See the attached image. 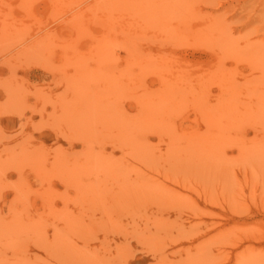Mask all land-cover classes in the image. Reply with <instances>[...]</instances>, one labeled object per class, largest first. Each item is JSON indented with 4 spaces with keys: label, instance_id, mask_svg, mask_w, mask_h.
<instances>
[{
    "label": "rangeland",
    "instance_id": "obj_1",
    "mask_svg": "<svg viewBox=\"0 0 264 264\" xmlns=\"http://www.w3.org/2000/svg\"><path fill=\"white\" fill-rule=\"evenodd\" d=\"M31 1L32 0L30 1L28 0H0V30H1L0 31V110H1L0 116L2 117V118L0 117V157L2 156L1 157L2 159L0 158V163L2 165L0 164V166L3 168L2 170L0 169V177H2L1 180H3L4 178V182L0 180V184H1L0 186L2 188L4 187L6 188L4 189L5 191L3 189H0V198H1L0 199V212L3 211L2 214H0V218L3 220L6 219L5 222L3 220L0 221L1 222L0 228H5L7 231V232H2L0 234L2 236L0 237V264H24V263L25 264H80V263L81 264H96L97 260H99L100 258V256H98L100 252L103 257L106 254V257H104V259L100 258L101 263H99L98 261L99 264H108V261H109V264H111L112 261H113L112 264H167V263L173 264L174 262H177L178 260L180 261L174 264H181V262H184L182 264H197V263L201 264V261L204 262L207 260L205 259V257L206 258L208 257L209 258L208 260L211 261V262L207 261L208 264L210 263L211 264H264V183H262L264 182V176H262L264 174L257 173V172L264 173V153H262L264 152V150H262V148H264L262 146L264 145L261 146L262 148L258 147L259 140H260V144L264 143V127H261V126H264V104H260V102L264 103V0H138V1L137 0H113V1L112 0H104V1L100 0V2L99 0H74L75 2L73 0H63V1L62 0H55V1L54 0H33L32 2ZM56 4H58V6ZM52 6L53 7L55 6V7L52 8ZM47 14H51L50 17ZM66 21H68L70 24ZM158 24L160 26H158ZM17 25H18V28H17ZM20 26H23V27L20 28ZM159 27L160 28L162 27V28L160 29ZM23 29H25V33ZM166 29H167V32H166ZM136 32L137 34L140 32L141 33L137 35L135 34ZM53 34L55 35L53 36ZM138 36H140L141 38ZM134 38L137 40L136 42ZM95 41H98V42L96 43ZM101 41H103V43ZM45 42L47 43L45 44ZM30 44H31V48L29 47ZM69 51H73V52H69ZM36 52H39V53H36ZM67 53H68V56H67ZM92 53H95L96 55ZM100 53H102V57ZM110 53H111V57L109 56ZM159 54H161L162 56L161 59H158L160 58ZM95 56L97 57L95 58ZM70 58L71 60H69ZM140 58L142 59L140 60ZM154 58H157V59H154ZM167 58H169L170 62L168 61ZM106 59L108 60L112 59V60L106 61ZM164 59H167V60H164ZM37 61L39 62L38 64H37ZM165 62L167 64H165ZM44 64H45V67H44ZM46 64H47V67H46ZM102 65L104 68H106L107 71L104 68L103 69L101 68ZM120 65H121V70H123V72L119 69ZM148 65L150 68L148 67ZM155 65L156 66L161 65V68L163 67V69L161 70L159 69L160 74H158L159 70H157L160 67H157L156 69ZM85 68L87 69L85 70ZM144 68H145V71H144ZM72 69L74 70L77 69V70L76 72H72L74 71ZM125 70H127L128 73L125 72L124 74ZM141 70H143L144 72ZM153 70H156V71H153ZM101 71H104V72H101ZM165 71L168 75L165 73ZM187 71H189L188 75H187L188 73ZM90 72L94 75H92ZM161 72H164V73L161 74ZM185 72L187 76H190V78L194 77L193 80L195 79V76L196 78H198L200 76L214 77L215 75L216 79L214 80L216 81L212 80L211 78L210 82L208 83L209 85H206L207 87L205 88V91L199 92L196 86L197 84H194L195 81L191 82L192 79L188 78L187 80L186 79L187 77H184L186 76L184 74ZM182 73L184 76L182 75ZM209 73H211V75ZM227 73L229 74L224 75ZM174 74H177V75H174ZM212 74L214 75L212 76ZM108 75H110L109 77H111V79L108 77ZM159 75L164 76V77L161 78L159 77ZM219 75L222 76V78L225 76L228 77L231 75L229 79L226 78L224 80L230 82L231 79L233 78L232 80L233 84H232V81L231 83L226 82L228 85H224L226 86V88H223L221 85L224 81L222 82V79ZM135 76H137V78ZM112 77H114V79ZM123 77L124 78L126 77V79L128 78L130 81L128 79L127 80L124 79ZM132 77H134V79ZM118 78L121 80H119ZM138 79H140L141 81H138ZM178 79L180 80V82L178 81ZM100 80H101V85H99ZM114 81L116 82L114 83ZM211 81H214L216 83L212 84L213 82L211 83ZM218 81H221V82H218ZM104 82L105 84H103ZM162 83L163 84L165 83V86ZM176 83H178L177 85L179 86H177ZM242 83L244 85L248 83L249 86L251 85L253 86V88L251 89L247 85L246 86L248 88L247 90V88L244 87ZM113 84H114V87H113ZM117 84H120L122 86H119ZM215 84L217 85L215 86ZM233 85H234V88H235V85H236V88L238 86V89L243 86V88H241L242 91L240 90L239 91L241 93L244 91V94L242 93L241 95V93L238 92L237 91L238 89L236 90V88H235L236 91L235 90L233 91V88H232ZM193 86L195 87V90L193 89L194 88ZM172 88L173 89L175 88L177 90L174 89L175 91L173 93ZM189 88H190V91H189ZM207 88H208V93L206 92ZM34 89L35 90L37 89L38 91H34ZM161 90L162 91L164 90L163 91L164 98L161 96L162 95V93H160ZM178 90H179V93H182V95L184 94H187V95L181 96V94L178 93ZM229 90L232 93L229 92ZM245 90H246V93H245ZM39 91L41 93H39ZM150 92L152 93L151 95H150ZM236 92L237 94H234ZM159 93L161 97L158 96ZM111 94L112 95L114 94L113 97ZM175 94H176V98L174 96ZM231 94L233 95L231 96ZM141 96H143L144 99L141 98ZM234 96L236 98L239 97L241 101L240 100L236 101V98ZM245 96L246 97L248 96V97L246 98ZM159 97L161 99H159ZM150 98H151V102L149 101ZM54 99H57V101ZM140 99L142 101H140ZM156 99L158 100L156 101ZM229 99L230 101L228 102ZM109 100L111 102H109ZM165 100H167V102ZM162 101H165V102H162ZM169 101L173 105L170 104ZM239 101H240V104H239ZM248 102L250 105L247 104ZM229 104H232V105H229ZM52 105L53 106L55 105L54 106L55 109L53 108ZM98 105H101V106H98ZM227 105H228V108L226 107ZM241 105H244V106H241ZM151 106H153V109H149V108H152ZM171 106H173V108ZM33 107L36 109H34ZM16 108H18L19 110ZM112 108L115 110H113ZM139 108L141 112H138L140 111L138 110ZM24 109H27V110H24ZM38 109L39 110L41 109L42 111L41 110L39 111ZM89 109L90 111H88ZM103 109H104V112H103ZM144 109H146V111H144ZM161 110H163V112ZM213 110H216V111L213 112ZM83 111L85 112V114ZM158 111L159 113H157ZM143 112H147V113H143ZM138 113H141L142 118L138 117L140 116L138 115ZM216 113L218 114L216 115ZM219 113H222V114H219ZM124 114L126 116H124ZM133 115H135V117ZM148 115H150L152 118L154 117L153 120L150 119ZM196 115L199 116L201 120ZM6 116L8 117V119ZM11 116L13 117L11 118ZM120 116L122 117L120 118ZM146 116L148 117L146 118ZM62 117L64 118V121ZM113 117H115L114 121H113ZM207 117H209V120ZM203 120H205L206 122ZM230 120H232L233 122L231 123ZM199 122L200 124L198 127L197 123ZM113 123H114V126H113ZM202 123L204 124V126L202 125ZM43 125H45L46 127ZM164 125H165V128H164ZM33 126L35 128H33ZM73 126L76 128H74ZM197 127L199 128V130ZM205 127H207V130L210 132H208ZM155 128L157 130L154 131ZM172 131L173 133H170ZM219 133L222 134L223 136L220 135ZM53 134H55L56 136H54ZM156 134L159 137L155 136ZM225 135H227L228 137L224 138ZM232 135H236V137L241 136L240 137L242 138L241 140H244L245 137H246L245 138L246 140H249V139L252 140V138L253 140L255 139V141H252V143L250 144L251 146L254 145L252 146L251 149L254 150L255 153L253 151L250 152L251 150L249 151L250 153L247 150H245V154H246L245 155L246 158H245V156H243L244 153L243 155L240 154L243 149L241 140L238 139L239 144H240L239 148H235V147H238L237 145L238 141L236 140L237 138L235 139L232 138L233 137ZM61 136L64 140L61 138ZM229 136L233 140H235V142L237 141L236 142L237 144L234 143V141L232 142ZM192 138L194 139V141L192 140ZM212 139L214 140L219 139V141H216L217 143L221 142L222 146L226 145L225 147H227V149L222 148V150H224L226 154L237 155L236 153H239V152L240 153L235 158L234 157L232 158V155H230L232 159H230V157L229 159L225 157L226 159L230 161L231 160L234 161V164H233L234 166H232L233 168L230 166L228 168V165H230V163L228 164V160L223 158V156L221 155V154L224 155V153L219 154L221 155L219 159L223 158V162H224V163L223 162L221 163V166L217 167L216 161L213 162L214 166L212 165L213 163L210 165V162L209 164H207L204 161V164L199 165L198 167L199 169L196 167L197 170H199L198 172L200 173V175L198 173V177L206 181L205 185H203L204 180L202 181L200 178L199 180L198 179L192 180V178H190L188 174L190 173L188 172V170L185 171L186 173H183V174H187L184 176L186 177L188 176L191 180V182L189 179L186 180V181L189 180L188 182H186L188 183L187 184L188 187H186V185L183 184L185 185V187H181V185L180 186L177 185V186H171V189L176 192L180 190L182 195L180 194V192L179 193L177 192V193L179 194V196L181 195L180 197L184 196L182 198L185 199L184 200L185 203L190 202L191 204L192 203L191 200H193V203H192L193 207L191 206L192 204L189 205L190 207L186 205L185 206V208H187L186 211H185V208L178 209L180 210L178 211L176 210V207H169L170 205L167 203L168 201H170L169 200L170 198H168L169 196L164 195V197L161 199L160 196H158L159 198H157V196L155 197L153 195L147 196L145 194L140 195V194H136L133 192L131 193L130 190L128 189H131L130 187H137L139 184L138 180H141L142 177H140V175H134V173L132 172L131 173L133 175L130 174L129 176L130 169H136L135 167L126 170V173L127 171L129 173L126 174L125 176L124 174L125 170H123V168L121 169V167H118V166H121L122 164L116 165V163H118L117 158L119 155H116L117 158H114L115 156L114 153L116 154L121 153L120 154L121 156L124 151H127V148L130 151H132L131 153H133L134 156L136 154H138L136 155V157L140 156V153H144V151L146 150V148L143 145L146 144V142L148 141L147 143H152L150 145L147 144L148 146L147 149L149 150V154L151 153L150 150L152 151L154 148L157 149V147L155 146L159 147L160 153L164 152L167 149L165 151L167 153L164 152L165 153L164 155H167V154L170 155L169 158L167 155V158L169 159L168 161L169 163L167 164H171L172 162L171 156H175V154L177 157L179 156L178 158H175L176 157L175 156L174 157L175 159H173L177 163L176 164L173 161L175 167L172 166V168L174 167L175 171H176V168H178L179 171L181 170L179 167H176L180 163L182 165L184 163L187 164V166H185V164L183 165L184 168L185 167L188 168L189 166H191L189 171L193 169L195 171L194 166L196 164H199L200 160H199V163L197 160H196L197 163H195L194 161L195 159L193 160L191 159V157L193 158L195 156H192V155L196 154V153L194 154L195 151H198V150L200 151V148H202L201 145L203 147L204 145L205 147H208L207 142H209V140L213 141ZM119 140L122 141L121 143L122 147L119 146L121 145L119 144L120 143ZM188 140L189 142H187ZM203 140L204 141L207 140L206 144L204 143ZM123 141L126 142L125 143L126 146ZM128 141L129 142L132 141L134 142V144H137L140 141L142 144L143 142L142 146L140 144H137L135 145V147H141V148L144 147L145 150L143 148H142L143 151L142 149L135 150V149H138L135 147H134L135 149H132L133 148L132 146H134L132 145L133 144L132 142H131L132 144L129 143V145H132L130 146L132 148H130L129 145L127 146ZM169 141H171L170 145H168ZM191 141L193 143L196 142V144L197 142L200 141L196 145V149L194 148L195 146L193 145L191 146V144L193 143L189 144ZM229 141H231L230 145H228L227 143ZM65 142L67 143V145ZM176 142H178L177 143L178 145H176ZM180 142L183 143L182 145L184 144L186 145L187 143L189 144V146L187 144L186 146L184 147L182 146V147L187 148L186 153L189 152L188 150L191 151L189 153L190 157L187 155L185 156L183 155L184 149L183 148L180 149L181 147ZM99 143H103V144H99ZM4 144H5V147H4ZM214 144H212V147L209 148V151L211 149H214L213 147ZM235 144L237 146H235ZM91 145H93V147ZM100 145L103 147H101ZM151 145L153 149H151L152 147L150 148ZM167 145L168 147L170 146L169 147L171 148L170 150L167 147ZM174 145L177 146L176 152L174 149L175 147ZM45 146L46 147L48 146V148L56 146L55 148L58 150H60L61 148H64L62 149L63 151L62 150L61 151L64 152L65 150L68 153H70V155H67L68 153L66 152L67 158L69 159L70 158L73 159L74 157L73 152L75 151L79 152V155H78L79 157L84 158V159L80 158L81 160L77 158L78 163L76 166H74L76 171L70 172V177L71 176L73 177V179H71L72 177L68 178L72 186L71 189L70 187L68 188V186L70 185L65 186L64 182H62V180L58 178L60 175L57 169H55L57 173L50 169L53 163L55 165L57 163H55L54 160H53L54 161L53 163H52V160L51 162H49L48 160L55 159L54 155H56L57 157L58 150H55L53 148V151L56 153V154H54V152L52 153L54 157H52L51 156L52 154L50 153L52 152V150L51 151L49 150L50 152L49 151L48 152L50 153V156L52 157L50 158L46 154H45L46 156L40 154L41 151L42 152L44 151L46 153V150L48 148L46 149ZM84 146L85 148H83ZM187 146L190 148L188 149ZM197 146H198V150H197ZM255 146H257L258 148H261L259 149L260 151L257 150L258 148L257 149L255 148L256 150L253 149V147ZM178 148L180 152H178L179 151ZM37 149H40L39 152L37 151ZM82 150L84 152H82ZM97 150H98V153L96 152ZM99 150L101 152H99ZM61 151H59L60 155L59 154L58 155L61 156L60 158L63 159L64 157L62 156H65V153L62 154ZM87 151L94 152L92 155L95 154L94 156L97 157V160L99 157L97 155H100L101 158H99V160H102V161H97L94 158V156H92L91 153ZM8 152H10V154ZM220 152H221V149H220ZM206 153H209V152H206ZM82 154L84 155L80 156ZM102 154H104V156ZM239 155L240 157L242 155L241 157L242 159L238 158ZM108 156H109V159H108ZM181 156H182V159H181ZM39 157H41L42 160L41 158L39 159ZM47 157H48V160H47ZM88 157H90L91 159H89ZM105 157H107V159H104ZM218 157L216 158L214 157L213 159H217ZM248 157H251V158H249L248 160L247 159ZM24 158H25V161L27 160V158L28 160L31 158L32 161L27 160L28 162L27 161L25 162L23 160ZM58 158L59 157L56 158V161ZM67 158L66 160H68ZM3 159L5 160V164H4ZM45 159L48 161L46 163L48 164L52 163V164L49 166L48 164L46 165ZM87 159L91 160L94 164ZM115 159H117L116 163H115L116 161ZM136 159H140V157ZM159 159L157 158L158 164H159L158 162ZM243 159H245L244 163L243 161H241ZM40 160L44 162L45 166L44 164L41 163ZM238 160H240L239 161L240 165L238 163ZM62 161H65V159L61 160V162ZM163 161L166 162V160H163ZM163 161L160 160V163H162ZM182 161H184V163ZM189 161L191 165H189L188 163ZM208 161L210 160L208 159ZM105 162H107V164H104L103 168L100 167V166H103L102 163H105ZM201 162H203V160H201ZM23 163L24 164L29 163V165L24 166ZM97 163L101 170L100 171L98 169V171L102 172V175L105 173L103 176L101 174H97V173H100V172H97L96 170ZM111 163L117 166V167L115 166V172L117 174L113 173L114 166L112 167ZM231 163L233 162L231 161ZM251 163L253 164V168H252V165H249ZM54 164L53 166H55ZM85 164L87 165L90 164L88 168H91V166L93 168L96 165L94 172L92 173L91 170L87 168V165L85 167ZM34 165H36L35 166L36 168H41V169L39 170L37 169L38 170L37 171ZM256 165L258 166L254 167ZM4 166L6 167L4 168ZM82 166H83L82 168L83 170L80 169ZM76 167L79 168L82 172L79 169L77 170ZM107 167L109 169H107ZM222 168L232 169L230 170L231 172L233 171L232 173L234 175V176L232 175L233 177L227 174L226 172L224 173L225 174L224 176L229 175L227 176L228 177L227 180L229 181L234 180L233 182L227 183L225 181L226 179H224L225 182H222L223 181L222 179L224 178V177L222 178L223 176ZM255 168L257 172H255L256 171ZM28 169H29V172H28ZM34 169L36 170V174H35ZM49 169L51 170V173L53 175H51ZM116 169L118 170V172L116 171ZM42 170L43 171L46 170L45 175L43 173L40 175ZM86 170H88L87 173H86ZM95 170L97 172L96 174H95ZM183 170L184 169H182V171L178 173L181 174ZM244 170L248 174H250V178H251V173H252V176L254 175V177L256 176V173H257L256 177L259 178V176L260 177L262 176L261 177L262 180L256 178L257 181L259 182H255L256 181L255 179H254L255 181L253 182V178H251L252 181H250V183H246L247 185H245L244 180L243 181L241 180L242 176H245V173H243L245 172ZM37 172L39 173V176H40L38 179L43 178L42 182L41 181L39 182V180L37 179V176H38ZM106 172H107V175H106ZM196 172L190 175L195 178V176H197ZM84 173L86 175L88 174V176H85L86 179H84L85 177L82 176V174L85 175ZM110 173L114 174V178L113 177L111 178L112 175H110ZM23 174H27V175H23ZM46 175H48V177ZM97 175H99L100 178ZM118 175H122V177ZM55 176L58 179H55ZM89 176L90 178H88ZM101 176H102V179H101ZM105 176L106 177L108 176V177L106 178ZM131 176L133 177L132 179L129 178ZM118 177L122 178L123 179L122 181H125V183L122 182L121 180H119L121 184L118 183L119 182L118 180L115 181V178L117 179ZM138 177H140V179H138ZM23 178L25 181H23ZM134 178H136L137 181L134 180ZM76 179L80 183L84 182L83 185L86 182V184L88 185L92 184V186L94 187L92 188L87 185H85L84 188L82 186L80 187L78 183L76 182ZM96 179L100 185H97ZM130 179L132 181L134 180L133 182L136 181L138 184H136L135 182V184L130 185L132 184L130 183L131 181ZM72 180L76 182V185L78 187L74 184L75 182L73 183ZM102 180L104 181L105 184L102 182ZM197 180L199 181L198 185H196ZM88 181L90 183H88ZM110 181H112V183L115 182L114 184H112V189L114 188L113 185L116 184L115 187H117L118 189L115 188V190L118 191L121 188L123 190L128 191L131 196L128 193H126V191L125 192L122 191L123 194L121 192V195L124 196V199L126 198L125 200L123 199L124 200L123 201L121 199L123 196L119 197L116 194L111 195L112 193H110L109 192L110 190L107 188V186L108 187L110 186L109 188H111ZM1 182L3 183L4 187L2 186ZM209 182L210 184L211 183L213 184V185L211 184V187L213 186L212 188L209 186ZM13 183L15 184V186H12ZM41 183H43L44 187H49L50 190L55 189L54 190L55 192L58 191L57 192L58 195L56 196L55 192L52 190L50 192H53V194L50 192L48 193L44 192L43 194L45 196L42 195L43 196L42 197L40 195L42 194L40 192V189H42ZM232 183L234 184L236 183V184L235 185L233 184L234 185L233 186ZM189 184H191V186ZM221 184L226 185V186H223L224 188H222ZM252 185L254 186L251 187ZM86 186L88 187V190ZM103 186L105 187L103 188ZM195 186L197 187V189L195 188ZM226 187L228 188L226 189ZM240 187H242V190H240ZM16 188L18 190V193L21 196L18 199L19 200L23 199L26 204L23 201L19 205L18 203L19 201L17 202V197L16 199H14L15 198L14 193H17L15 190ZM72 188L74 190L75 188L76 189L78 188L79 191L77 190L75 191L73 190V191L76 192L78 195L81 193L80 194L81 196L80 195L79 197L74 196L76 194H73L74 197L71 196V194L73 193V191H71ZM94 188L96 190L95 193L97 194L98 197L92 196L91 194L93 193L95 195V193L93 192ZM203 188H206V189H203ZM35 189H39V190H35ZM97 189H99L100 191ZM222 189H224L225 191ZM24 190H27V191L25 192ZM194 190L196 191V193L194 192ZM207 190H210V194H211L209 195L210 197L208 196ZM219 190H221L222 192L224 191V193L220 192ZM98 191L99 193H97ZM101 191H103V193ZM197 191H199V193ZM34 192L36 193V195H34ZM88 192H89V196H88ZM105 192L110 193V195H107ZM111 192L114 193L115 191L112 190ZM46 193L49 195L52 194L53 196H55L54 199L52 198L53 201L52 200L50 201L52 195H50V198L47 200L48 202L46 201V198L44 197L49 196V195L46 196ZM59 193L60 194L62 193L63 195L70 194L69 196L71 197H69L68 195L61 196ZM227 194L229 195L227 196ZM39 195L42 198H44L45 201H43V199L39 197ZM186 195L190 198V201H189V198L186 197ZM221 195L223 197H221ZM137 196L138 197L141 196V197L137 199ZM75 197H78V199L81 202L79 200H75ZM80 197L82 198V200ZM142 198L144 199L143 201H142ZM210 198L212 199V201ZM62 199L63 200L65 199L64 200L65 202ZM164 199L166 202H164ZM218 200L221 204L218 202ZM77 201L79 205L77 204ZM210 201L213 203H211ZM63 202L64 204H62ZM12 204L14 205V207H16V209L18 208L17 209L19 210L18 212L17 210L16 211L14 210L15 208L12 206ZM18 205L20 208L18 207ZM63 205L66 207H63ZM26 207L28 208L26 209L27 211L24 209ZM65 208L67 209V211ZM198 209H200L202 213H200ZM205 209H208L209 212H207V210ZM20 210L22 211L20 212ZM68 210L71 212V214ZM23 211L25 212L24 214H23ZM13 214H15V218ZM19 214L21 215V217ZM210 214L212 217H210ZM196 215H198L199 218ZM39 218H41V220ZM21 219H22L23 224L21 223ZM76 219L77 220L82 219V220L77 221ZM31 221H33V223ZM77 222L79 225L77 224ZM66 224H69L70 227L69 225L66 226ZM81 224H82V227H81ZM210 225H212V227ZM65 227L66 229L64 231ZM176 227L180 228L181 232L183 233L177 234L179 230ZM206 228H209L210 230L207 229L206 231ZM185 229L187 233L184 232ZM200 229H202L203 231L201 230L202 232H200L199 231ZM66 230L70 232L66 233ZM60 231H62L63 234ZM191 233H193L194 235ZM217 233L218 234L222 233L223 235L217 236L216 235ZM236 233H238L237 234L238 236L236 235ZM66 234L67 235L69 234V235L67 236ZM180 234L181 235L183 234L184 236L182 235V237H180ZM56 236L59 238H57ZM221 237L223 238L219 240ZM200 239L202 241H199ZM210 239L211 241H213L214 244L210 241H209V244L205 242V240H210ZM222 241H224L223 243L224 245L222 244ZM219 242H220V245H218ZM57 244L60 247H58ZM201 244H204V245H201ZM205 244L208 246L211 244V246L209 247L206 246L207 247L206 249L209 250L207 252L208 254L204 252L206 250ZM200 245L201 247L198 248V246ZM53 248L56 251H54ZM80 248L81 250H79ZM196 248H198L199 253ZM186 251H188V253L190 251L189 256H187L188 253H185ZM201 253L202 255H204V259H203V256L201 259V256H200ZM55 255H57L58 257L57 256L55 257ZM108 256H112L111 260H109ZM180 256L183 258H181ZM190 256L192 257L195 256V258H193L194 263H192L191 261L192 259L191 260L189 259ZM197 256L200 257L199 258L200 262H197V260H194L197 258ZM50 259L51 260L53 259V263ZM56 259L57 261H54ZM65 259H68V260H65ZM174 259H177V260H174ZM77 260L79 262H77ZM212 260L214 262H212ZM73 261H75L76 263L75 262L73 263ZM207 263L205 262V264Z\"/></svg>",
    "mask_w": 264,
    "mask_h": 264
},
{
    "label": "bare ground",
    "instance_id": "obj_2",
    "mask_svg": "<svg viewBox=\"0 0 264 264\" xmlns=\"http://www.w3.org/2000/svg\"><path fill=\"white\" fill-rule=\"evenodd\" d=\"M28 1H30V0H28ZM32 1H33V0H32ZM32 1H31V2H32ZM54 1H55V0H54ZM62 1H63V0H62ZM73 1H74V0H73ZM103 1H104V0H103ZM112 1H113V0H112ZM137 1H138V0H137ZM18 2H19V1H18ZM57 2H58V1H57ZM74 2H75V1H74ZM99 2H100V0H99ZM27 3H29V2H27ZM55 3H56V2H55ZM101 3H102V2H101ZM124 3H125V2H124ZM20 4H21V3H20ZM52 4H53V3H52ZM52 4H51V5H52ZM58 4H59V3H58ZM58 4H56V5L58 6ZM96 4H97V2H96ZM56 5H55V6H56ZM129 5H130V3H129ZM29 6H30V4H29ZM55 6H54V7H55ZM59 6H60V5H59ZM115 6H116V5H115ZM54 7L52 6V8H54ZM58 8H59V7H58ZM84 8H85V7H84ZM108 8H109V7H108ZM99 9H100V8H99ZM110 9H111V8H110ZM7 10H9V9H7ZM23 10H24V9H23ZM60 10H61V9H60ZM94 10H95V9H94ZM152 12H153V11H152ZM4 13H5V12H4ZM48 13H49V12H48ZM50 13H51V12H50ZM99 13H100V11H99ZM9 14H10V13H9ZM47 15L50 17L51 14H47ZM56 15H57V13H56ZM130 15H132V14H130ZM107 16H108V15H107ZM134 17H135V16H134ZM147 17H148V16H147ZM157 17H158V16H157ZM2 18H3V17H2ZM87 18H88V17H87ZM121 18H122V17H121ZM148 18H149V17H148ZM161 18H162V17H161ZM161 18H160V19H161ZM27 19H28V18H27ZM53 19H54V18H53ZM70 19H71V18H70ZM89 19H90V18H89ZM149 20H150V19H149ZM1 21H3V20H1ZM4 21H5V19H4ZM85 21H86V19H85ZM87 21H88V20H87ZM126 21H127V20H126ZM20 22H21V20H20ZM66 22H68V21H66ZM119 22H120V21H119ZM129 22H130V21H129ZM131 22H132V21H131ZM151 22H152V21H151ZM9 23H10V22H9ZM68 23H69V22H68ZM133 23H134V22H133ZM165 23H166V22H165ZM21 24H22V22H21ZM69 24H70V23H69ZM85 24H86V23H85ZM121 24H122V23H121ZM117 25H118V24H117ZM148 25H149V24H148ZM32 26H33V24H32ZM132 26H133V25H132ZM158 26H160V25L158 24ZM6 27H7V26H6ZM15 27H16V26H15ZM21 27H23V26H20V28H21ZM147 27H148V26H147ZM150 27H151V26H150ZM150 27H149V28H150ZM17 28H18V25H17ZM26 28H27V27H26ZM102 28H103V27H102ZM149 28H148V29H149ZM157 28H158V27H157ZM159 28H160V27H159ZM161 28H162V27H161ZM161 28H160V29H161ZM105 29H106V28H105ZM123 29H124V28H123ZM140 29H141V28H140ZM150 29H151V28H150ZM14 30H15V28H14ZM0 31H1V30H0ZM23 31H24V33H25V29H23ZM147 31H148V30H147ZM164 31H165V30H164ZM12 32H13V31H12ZM36 32H37V31H36ZM36 32H35V33H36ZM154 32H155V31H154ZM166 32H167V29H166ZM166 32H165V33H166ZM52 33H53V32H52ZM87 33H88V32H87ZM140 33H141V32H140ZM140 33H138V34H140ZM39 34H40V33H39ZM39 34H38V35H39ZM135 34H137V32H136ZM138 34H137V35H138ZM142 34H143V33H142ZM54 35H55V34H53V36H54ZM125 35H126V34H125ZM147 35H148V34H147ZM150 35H151V34H150ZM1 36H2V35H1ZM99 36H100V35H99ZM95 37H96V36H95ZM108 37H109V36H108ZM138 37H140V36H138ZM145 37H146V36H145ZM49 38H51V37H49ZM140 38H141V37H140ZM178 38H179V37H178ZM66 39H67V38H66ZM95 39H96V38H95ZM134 39H135V38H134ZM92 40H94V39H92ZM96 40H97V39H96ZM164 40H165V39H164ZM136 41H137V40L135 39V42H136ZM90 42H91V41H90ZM95 42L97 43L98 41H95ZM101 42L103 43V41H101ZM104 42H105V41H104ZM46 43H47V42H45V44H46ZM42 45H43V44H42ZM42 45H41V46H42ZM48 45H49V44H48ZM134 45H135V44H134ZM29 47L31 48V44H30ZM42 47H43V46H42ZM49 47H50V46H49ZM44 48H46V47H44ZM46 49H48V48H46ZM68 49H69V48H68ZM91 49H92V48H91ZM99 50H100V49H99ZM128 50H129V49H128ZM66 51H67V50H66ZM41 52H42V51H41ZM69 52H73V51H69ZM138 52H140V51H138ZM138 52H137V53H138ZM26 53H27V52H26ZM33 53H34V52H33ZM36 53H39V52H36ZM61 53H62V52H61ZM64 53H65V52H64ZM64 53H63V54H64ZM216 53H217V52H216ZM220 53H221V52H220ZM220 53H219V55H220ZM30 54H31V53H30ZM92 54H95V53H92ZM100 54H101V57H102V53H100ZM214 54H215V53H214ZM44 55H45V54H44ZM64 55H65V54H64ZM73 55H74V54H73ZM76 55H77V54H76ZM95 55H96V54H95ZM132 55H133V54H132ZM159 55H160V58H158V59H161L162 56H161V54H159ZM41 56H42V55H41ZM65 56H66V55H65ZM67 56H68V53H67ZM71 56H72V55H71ZM71 56H70V57H71ZM109 56L111 57V53H110ZM96 57H97V56H95V58H96ZM153 57H154V56H153ZM158 57H159V56H158ZM165 57H166V56H165ZM222 57H224V56H222ZM222 57H221V58H222ZM89 58H90V57H89ZM95 58H94V59H95ZM99 58H100V57H99ZM105 58H106V57H105ZM35 59H36V58H35ZM39 59H41V58H39ZM43 59H44V58H43ZM65 59H66V58H65ZM92 59H93V58H92ZM131 59H132V58H131ZM141 59H142V58H140V60H141ZM154 59H157V58H154ZM162 59H163V58H162ZM167 59H168V61H169V58H167ZM167 59H164V60H167ZM67 60H68V59H67ZM69 60H71V58H70ZM111 60H112V59H110V60L106 59V61H111ZM127 60H128V59H127ZM136 60H138V59H136ZM136 60H135V61H136ZM220 60H221V59H220ZM38 61H39V60H38ZM38 61H37V64L39 63ZM50 61H51V60H50ZM222 61H223V60H222ZM42 62H43V61H42ZM66 62H67V61H66ZM92 62H93V61H92ZM143 62H144V60H143ZM153 62H154V61H153ZM166 62H167V61H166ZM166 62H165V64H167ZM169 62H170V61H169ZM34 63H35V62H34ZM34 63H33V64H34ZM50 63H51V62H50ZM93 63H94V62H93ZM101 63H102V61H101ZM101 63H100V65H101ZM138 63H140V62H138ZM138 63H137V64H138ZM154 63H155V62H154ZM154 63H153V64H154ZM37 64H36V65H37ZM95 64H96V63H95ZM98 64H99V62H98ZM123 64H124V63H123ZM147 64H148V63H147ZM147 64H145V65H147ZM157 64H158V63H157ZM161 64H162V63H161ZM163 64H164V63H163ZM103 65H104V64H103ZM103 65L101 66L102 69L104 68ZM124 65H125V64H124ZM142 65H143V64H142ZM149 65H150V64H149ZM149 65H148V67H149ZM175 65H176V64H175ZM83 66H84V65H83ZM150 66H151V65H150ZM152 66H154V65H152ZM164 66H165V65H164ZM172 66H173V65H172ZM44 67H45V64H44ZM46 67H47V64H46ZM57 67H58V66H57ZM73 67H75V66H73ZM87 67H88V66H87ZM93 67H94V65H93ZM157 67H160V68L157 69ZM52 68H53V67H52ZM76 68H77V67H76ZM139 68H140V67H139ZM149 68H150V67H149ZM155 68H156L157 70H159V69H160V70L163 69V67L161 68V65H160V66H156V65H155ZM86 69H87V68H85V70H86ZM104 69L106 70V68H104ZM119 69L121 70V65H120V68H119ZM141 69H142V68H141ZM56 70H57V69H56ZM72 70H74V69H72ZM76 70H77V69H76ZM76 70H74V71H72V72H76ZM91 70H92V69H91ZM111 70H112V69H111ZM160 70L158 71V72H159L158 74H160ZM186 70H187V69H186ZM51 71H52V70H51ZM106 71H107V70H106ZM117 71H119V70H117ZM121 71L123 72V70H121ZM141 71H143V70H141ZM144 71H145V68H144ZM144 71H143V72H144ZM148 71H149V69H148ZM153 71H156V70H153ZM52 72H53V71H52ZM58 72H59V71H58ZM92 72H93V71H92ZM101 72H104V71H101ZM111 72H112V71H111ZM125 72H127V70L124 71V74H125ZM187 72H188V73H187V75H188V74H189V71H187ZM205 72H207V71H205ZM55 73H56V72H55ZM90 73H91V72H90ZM105 73H106V72H105ZM112 73H113V72H112ZM116 73H117V72H116ZM127 73H128V72H127ZM129 73H130V72H129ZM155 73H157V72H155ZM162 73H164V72H161V74H162ZM165 73H166V71H165ZM168 73H169V72H168ZM190 73H191V72H190ZM202 73H203V72H202ZM58 74H59V73H58ZM61 74H62V73H61ZM74 74H75V73H74ZM81 74H82V73H81ZM83 74H84V72H83ZM91 74H92V73H91ZM102 74H103V73H102ZM107 74H108V73H107ZM107 74H106V75H107ZM148 74H149V73H148ZM166 74H167V73H166ZM184 74L186 75V72H185ZM204 74H205V73H204ZM209 74L211 75V73H209ZM228 74H229V73L224 74V75H228ZM85 75H86V74H85ZM92 75H94V74H92ZM97 75H98V74H97ZM97 75H96V76H97ZM104 75H105V74H104ZM113 75H115V74H113ZM117 75H118V74H117ZM117 75H116V76H117ZM137 75H138V74H137ZM167 75H168V74H167ZM167 75H166V76H167ZM174 75H177V74H174ZM182 75H183V73H182ZM187 75H186V76L183 75V76H184V77H187L186 79L188 80V78H190V76H187ZM213 75H214V74H212V76H213ZM71 76H72V75H71ZM74 76H75V75H74ZM109 76H110V75H108V77H109ZM118 76H119V75H118ZM192 76H194V75H192ZM219 76H220V75H219ZM230 76H231V75H230ZM230 76H228V77L225 76V77H223V78H222V76H220L221 79H222V82L224 81V82H223L224 84L222 83V85H221L223 88H226V86H224V85H228V84L226 83V82H228V81H226V80H224V79H226V78L229 79ZM57 77H58V76H57ZM60 77H61V76H60ZM90 77H91V76H90ZM90 77H89V78H90ZM114 77H115V76H114ZM114 77H112V78L114 79ZM121 77H122V76H121ZM121 77H120V78H121ZM135 77L137 78V76H135ZM159 77L162 78V77H164V76H160V75H159ZM172 77H173V76H172ZM79 78H80V77H79ZM109 78L111 79V77H109ZM123 78H124V77H123ZM123 78H122V79H123ZM132 78L134 79V77H132ZM138 78H140V77H138ZM141 78H142V76H141ZM166 78H167V77H166ZM193 78H194V77H193ZM193 78H192V77L190 78V79H192L191 82H192V81H195V82H196V83L194 82V84H197L196 86H197L198 91H199V92H204V91H205V88L207 87L206 85H209L208 83L210 82L211 78H212V80H214V79H216V76H215V75H214V77H211V76H210V77H209V76H200V77H198V78H196V76H195V79H194V80H193ZM231 78H232V77H231ZM248 78H249V77H248ZM77 79H78V78H77ZM80 79H81V78H80ZM118 79H119V78H118ZM118 79H117V80H118ZM124 79H126V77H125ZM127 79H128V78H127ZM127 79H126V80H127ZM163 79H164V78H163ZM176 79H177V78H176ZM184 79H185V78H184ZM190 79H189V80H190ZM217 79H218V78H217ZM81 80H82V79H81ZM119 80H121V79H119ZM128 80H129V79H128ZM166 80H167V79H166ZM168 80H169V79H168ZM181 80H182V79H181ZM187 80H186V81H187ZM232 80H233V78L231 79V81H232ZM257 80H258V79H257ZM60 81H61V80H60ZM129 81H130V80H129ZM138 81H141V80L138 79ZM173 81H174V80H173ZM178 81L180 82L179 79H178ZM214 81H216V80H214ZM214 81H211V83H212V82H213L212 84L216 83V82H214ZM231 81L228 82V83H231ZM251 81H252V80H251ZM76 82H77V81H76ZM83 82H84V81H83ZM102 82H103V81H102ZM115 82H116V81H114V83H115ZM176 82H177V80H176ZM191 82H190V83H191ZM218 82H221V81H218ZM4 83H5V82H4ZM52 83H53V82H52ZM58 83H59V82H58ZM78 83H79V82H78ZM118 83H119V82H118ZM124 83H125V82H124ZM124 83H123V84H124ZM126 83H127V81H126ZM132 83H134V82H132ZM165 83H166V82H165ZM165 83H164V84L162 83V84L165 86ZM172 83H174V82H172ZM186 83H187V82H186ZM20 84H21V83H20ZM56 84H57V83H56ZM81 84H83V83H81ZM85 84H86V83H85ZM93 84H94V83H93ZM98 84H99V83H98ZM103 84H105V82H104ZM138 84H140V83H138ZM177 84H178V83H176V85H177ZM232 84H233V81H232ZM237 84H239V83H237ZM240 84H241V83H240ZM52 85H53V84H52ZM87 85H88V84H87ZM94 85H95V84H94ZM99 85H101V80H100V84H99ZM117 85L122 86V85H120V84H117ZM125 85H126V84H125ZM180 85H181V84H180ZM216 85H217V84H215V86H216ZM219 85H220V84H219ZM242 85H244V84L242 83ZM247 85H248V87H250L251 89L253 88V86H251V85L249 86L248 83L245 84L244 87H246ZM53 86H54V85H53ZM78 86H79V84H78ZM111 86H112V85H111ZM111 86H110V87H111ZM119 86H118V87H119ZM177 86H179V85H177ZM177 86H176V87H177ZM181 86H182V85H181ZM181 86H180V87H181ZM203 86H205V87H203ZM14 87H15V86H14ZM43 87H44V86H43ZM47 87H48V86H47ZM54 87H55V86H54ZM62 87H63V86H62ZM62 87H61V88H62ZM66 87H67V86H66ZM69 87H70V86H69ZM95 87H96V86H95ZM99 87H100V86H99ZM102 87H103V86H102ZM113 87H114V84H113ZM115 87H117V86H115ZM170 87H171V86H170ZM173 87H174V86H173ZM193 87H194V86H193ZM227 87H228V86H227ZM40 88H42V87H40ZM104 88H105V87H104ZM126 88H127V86H126ZM131 88H132V86H131ZM165 88H166V87H165ZM177 88H178V87H177ZM208 88H209V87H208ZM208 88H207V91H206L207 93H208ZM232 88H233V91H234L235 88H236V85H235V88H234V85L232 86ZM232 88H231V90H232ZM241 88H243V86H242ZM241 88L238 89V86H237L236 90L238 89L237 91L240 92V91H242ZM246 88H247V87H246ZM250 88H249V89H250ZM261 88H262V87H261ZM69 89H70V88H69ZM82 89H83V88H82ZM105 89H106V88H105ZM115 89H116V88H115ZM128 89H130V88H128ZM172 89H173V88H172ZM174 89H175V88H174ZM174 89H173V93H174L175 90H177V89H175V90H174ZM193 89L195 90V87H194ZM4 90H5V89H4ZM78 90H79V89H78ZM118 90H119V89H118ZM125 90H126V89H125ZM125 90H124V91H125ZM137 90H138V89H137ZM153 90H154V89H153ZM179 90H180V89H179ZM179 90H178V93H179ZM186 90H187V89H186ZM194 90H193V91H194ZM236 90H235V91H236ZM239 90H240V91H239ZM247 90H248V88H247ZM32 91H33V90H32ZM32 91H31V92H32ZM34 91H38V90H37V89H36V90L34 89ZM34 91H33V92H34ZM62 91H63V90H62ZM65 91H66V90H65ZM95 91H96V89H95ZM110 91H111V90H110ZM124 91H123V92H124ZM131 91H133V90H131ZM163 91H164V90H163ZM163 91L161 90V92H160V93H162V95H161L162 97L164 96ZM169 91H171V90H169ZM189 91H190V88H189ZM259 91H260V90H259ZM31 92H30V93H31ZM44 92H45V91H44ZM53 92H54V91H53ZM66 92H67V91H66ZM83 92H84V91H83ZM113 92H114V91H113ZM120 92H121V91H120ZM120 92H119V93H120ZM151 92H152V91H151ZM151 92H150V95L152 94ZM157 92H159V91H157ZM185 92H186V91H185ZM209 92H210V91H209ZM229 92H231V91L229 90ZM4 93H5V92H4ZM17 93H18V92H17ZM39 93H41V92L39 91ZM39 93H38V94H39ZM57 93H58V92H57ZM67 93H68V92H67ZM110 93H111V92H110ZM114 93H115V92H114ZM119 93H118V95H119ZM160 93H159L158 96H160ZM188 93H189V92H188ZM194 93H195V92H194ZM231 93H232V92H231ZM240 93H241V92H240ZM242 93L244 94V91H243ZM242 93H241V95H242ZM245 93H246V90H245ZM33 94H34V93H33ZM36 94H37V93H36ZM60 94H62V93H60ZM60 94H58V95H60ZM72 94H73V93H72ZM95 94H96V93H95ZM122 94H123V93H122ZM122 94H121V95H122ZM128 94H129V93H128ZM169 94H171V93H169ZM169 94H168V95H169ZM176 94H177V93H176ZM176 94L174 95L175 98H176ZM179 94H181V96H184V95L186 96V95H187V94L182 95V93H179ZM209 94H210V93H209ZM234 94H237V92L234 93ZM64 95H65V94H64ZM111 95H112V94H111ZM111 95H109V96H111ZM113 95H114V94H113ZM113 95H112V97H113ZM142 95H143V94H142ZM154 95H155V93H154ZM232 95H233V94H231V96H232ZM245 95H246V94H245ZM15 96H16V95H15ZM105 96H107V95H105ZM156 96H157V95H156ZM156 96H155V97H156ZM161 96H160V97H161ZM171 96H172V95H171ZM188 96H189V94H188ZM207 96H208V95H207ZM210 96H211V95H210ZM237 96H238V95H237ZM251 96H252V95H251ZM47 97H49V96H47ZM47 97H46V98H47ZM63 97H64V96H63ZM68 97H69V96H68ZM120 97H121V96H120ZM151 97H152V96H151ZM160 97H159V99H161ZM166 97H167V96H166ZM196 97H197V96H196ZM234 97H235V96H234ZM245 97H246V96H245ZM247 97H248V96H247ZM247 97H246V98H247ZM21 98H22V97H21ZM23 98H24V97H23ZM51 98H52V97H51ZM69 98H70V97H69ZM73 98H74V97H73ZM107 98H108V97H107ZM141 98L144 99L143 96H141ZM152 98H153V97H152ZM156 98H157V97H156ZM163 98H164V97H163ZM180 98H181V97H180ZM190 98H192V97H190ZM235 98H236V97H235ZM235 98H234V99H235ZM238 98H239V97H238ZM238 98H236V101H237V100H240V98H239V99H238ZM250 98H251V97H250ZM60 99H61V98H60ZM65 99H66V98H65ZM108 99H109V98H108ZM181 99H182V98H181ZM183 99H184V98H183ZM227 99H228V98H227ZM44 100H45V99H44ZM54 100L57 101V99H54ZM54 100H52V101H54ZM58 100H59V99H58ZM74 100H75V99H74ZM104 100H105V99H104ZM116 100H117V99H116ZM135 100H136V99H135ZM157 100H158V99H156V101H157ZM162 100H164V99H162ZM169 100H170V99H169ZM250 100H251V99H250ZM8 101H9V100H8ZM21 101H22V100H21ZM45 101H46V100H45ZM60 101H61V100H60ZM66 101H67V100H66ZM82 101H83V100H82ZM140 101H142V100L140 99ZM146 101H147V100H146ZM149 101L151 102V98L149 99ZM165 101L167 102V100H165ZM165 101H162V102H165ZM229 101H230V99L228 100V102H229ZM240 101H241V100H240ZM240 101H239V104H240ZM41 102H42V101H41ZM41 102H40V103H41ZM50 102H51V101H50ZM62 102H63V101H62ZM69 102H70V101H69ZM83 102H84V101H83ZM83 102H82V103H83ZM109 102H111V101L109 100ZM118 102H119V101H118ZM137 102H138V100H137ZM137 102H136V103H137ZM220 102H221V101H220ZM226 102H227V101H226ZM226 102H225V103H226ZM45 103H46V102H45ZM51 103H52V102H51ZM54 103H55V102H54ZM65 103H66V102H65ZM75 103H76V102H75ZM90 103H91V101H90ZM115 103H117V102H115ZM120 103H121V102H120ZM156 103H157V102H156ZM159 103H160V102H159ZM169 103H170V101H169ZM200 103H201V102H200ZM256 103H257V102H256ZM15 104H16V103H15ZM27 104H28V103H27ZM69 104H70V103H69ZM110 104H111V103H110ZM143 104H144V103H143ZM153 104H154V103H153ZM163 104H164V103H163ZM170 104H172V103H170ZM202 104H203V103H202ZM214 104H215V103H214ZM247 104H249V102H248ZM260 104H264V103H261V102H260ZM2 105H3V104H2ZM13 105H14V104H13ZM49 105H50V104H49ZM55 105H56V104H55ZM55 105H54V106H55ZM62 105H63V103H62ZM88 105H89V104H88ZM164 105H165V104H164ZM172 105H173V104H172ZM181 105H182V104H181ZM195 105H196V104H195ZM224 105H225V104H224ZM229 105H232V104H229ZM236 105H237V104H236ZM249 105H250V104H249ZM249 105H248V106H249ZM258 105H259V104H258ZM4 106H5V104H4ZM43 106H44V105H43ZM52 106H53V105H52ZM54 106H53V108H54ZM57 106H58V105H57ZM98 106H101V105H98ZM176 106H177V105H176ZM214 106H215V105H214ZM241 106H244V105H241ZM256 106H257V105H256ZM31 107H32V106H31ZM34 107H35V106H34ZM34 107H33V108H34ZM38 107H39V106H38ZM151 107H152V108H149V109H153V106H151ZM155 107H156V106H155ZM164 107H166V106H164ZM171 107L173 108V106H171ZM180 107H181V106H180ZM180 107H179V109H180ZM182 107H183V106H182ZM198 107H199V105H198ZM212 107H213V106H212ZM226 107L228 108V105H227ZM229 107H230V106H229ZM231 107H232V106H231ZM239 107H240V106H239ZM249 107H250V106H249ZM19 108H20V107H19ZM21 108H22V107H21ZM24 108H25V106H24ZM40 108H42V107H40ZM115 108H116V107H115ZM145 108H147V107H145ZM191 108H192V107H191ZM217 108H218V107H217ZM246 108H247V107H246ZM16 109H18V108H16ZM16 109H15V110H16ZM34 109H36V108H34ZM54 109H55V108H54ZM68 109H69V108H68ZM94 109H95V108H94ZM110 109H111V108H110ZM112 109H113V108H112ZM116 109H117V108H116ZM161 109H162V107H161ZM192 109H193V108H192ZM4 110H5V109H4ZM13 110H14V109H13ZM18 110H19V109H18ZM24 110H27V109H24ZM38 110H39V109H38ZM40 110H41V109H40ZM40 110H39V111H40ZM47 110H48V109H47ZM70 110H71V109H70ZM91 110H92V109H91ZM113 110H115V109H113ZM136 110H137V109H136ZM138 110H140V108H139ZM138 110H137V111H138ZM142 110H143V109H142ZM167 110H168V109H167ZM177 110H178V109H177ZM194 110H195V109H194ZM196 110H197V109H196ZM245 110H246V109H245ZM0 111H1V110H0ZM16 111H17V110H16ZM41 111H42V110H41ZM43 111H44V110H43ZM53 111H54V110H53ZM60 111H61V110H60ZM88 111H90V109H89ZM111 111H112V110H111ZM144 111H146V109H144ZM154 111H155V110H154ZM161 111L163 112V110H161ZM161 111H160V112H161ZM180 111H182V110H180ZM192 111H193V110H192ZM214 111H216V110H213V112H214ZM232 111H233V110H232ZM239 111H240V110H239ZM5 112H6V111H5ZM7 112H8V111H7ZM13 112H14V111H13ZM46 112H47V111H46ZM71 112H72V111H71ZM83 112H84V111H83ZM103 112H104V109H103ZM108 112H109V111H108ZM108 112H106V113H108ZM114 112H115V111H114ZM123 112H124V111H123ZM138 112H141V110L138 111ZM152 112H153V111H152ZM197 112H198V111H197ZM204 112H205V111H204ZM224 112H225V111H224ZM237 112H238V111H237ZM25 113H26V112H25ZM49 113H50V111H49ZM52 113H53V112H52ZM91 113H92V112H91ZM94 113H95V112H94ZM143 113H147V112H143ZM143 113H142V114H143ZM157 113H159V111H158ZM167 113H168V112H167ZM178 113H179V112H178ZM194 113H195V112H194ZM230 113H231V112H230ZM8 114H9V113H8ZM8 114H7V115H8ZM39 114H40V113H39ZM60 114H61V113H60ZM81 114H82V113H81ZM84 114H85V112H84ZM89 114H90V113H89ZM125 114H127V113H125ZM125 114H124V116H126ZM148 114H149V113H148ZM165 114H166V113H165ZM200 114H202V113H200ZM217 114H218V113H216V115H217ZM219 114H222V113H219ZM17 115H18V114H17ZM54 115H55V114H54ZM72 115H73V113H72ZM86 115H87V114H86ZM104 115H105V114H104ZM114 115H115V114H114ZM138 115H140V116H138V117H141V113H138ZM146 115H147V114H146ZM169 115H170V114H169ZM240 115H241V114H240ZM14 116H15V115H14ZM50 116H52V115H50ZM60 116H61V115H60ZM97 116H98V115H97ZM112 116H113V115H112ZM128 116H129V115H128ZM133 116L135 117V115H133ZM148 116L150 117V119L153 120L154 117L152 118L150 115H148ZM148 116H146V118H147ZM196 116H197V115H196ZM206 116H207V115H206ZM206 116H205V117H206ZM235 116H236V114H235ZM0 117H1V116H0ZM6 117H7V116H6ZM12 117H13V116H11V118H12ZM28 117H29V115H28ZM56 117H57V115H56ZM91 117H92V116H91ZM103 117H104V116H103ZM105 117H106V116H105ZM121 117H122V116H120V118H121ZM166 117H167V116H166ZM197 117H199V116H197ZM202 117H203V116H202ZM205 117H204V118H205ZM239 117H240V116H239ZM1 118H2V117H1ZM46 118H47V117H46ZM62 118H63V117H62ZM71 118H72V117H71ZM82 118H83V117H82ZM141 118H142V117H141ZM159 118H160V117H159ZM204 118H203V119H204ZM207 118H208V120H209V117H207ZM221 118H222V116H221ZM226 118H227V117H226ZM240 118H241V117H240ZM244 118H245V117H244ZM7 119H8V117H7ZM44 119H45V118H44ZM53 119H54V118H53ZM56 119H57V118H56ZM56 119H55V121H56ZM84 119H85V118H84ZM87 119H88V118H87ZM99 119H100V118H99ZM111 119H112V118H111ZM114 119H115V117H113V121H114ZM127 119H129V118H127ZM136 119H137V118H136ZM161 119H162V118H161ZM171 119H172V118H171ZM199 119L201 120L200 117H199ZM199 119H198V120H199ZM245 119H246V118H245ZM9 120H10V119H9ZM57 120H58V119H57ZM59 120H60V119H59ZM71 120H73V119H71ZM106 120H107V119H106ZM130 120H131V119H130ZM154 120H155V119H154ZM158 120H160V119H158ZM169 120H170V119H169ZM208 120H207V121H208ZM226 120H228V119H226ZM27 121H28V120H27ZM63 121H64V118H63ZM69 121H70V120H69ZM115 121H116V120H115ZM122 121H123V120H122ZM174 121H176V120H174ZM196 121H197V120H196ZM203 121H205V120H203ZM220 121H221V120H220ZM230 121H231V123L233 122L232 120H230ZM237 121H238V120H237ZM36 122H37V121H36ZM49 122H50V121H49ZM103 122H104V121H103ZM119 122H120V120H119ZM127 122H128V120H127ZM132 122H133V121H132ZM138 122H140V121H138ZM205 122H206V121H205ZM226 122H227V121H226ZM241 122H242V121H241ZM17 123H18V122H17ZM22 123H23V121H22ZM31 123H33V122H31ZM73 123H74V122H73ZM109 123H110V122H109ZM156 123H157V122H156ZM166 123H167V121H166ZM174 123H175V122H174ZM236 123H237V122H236ZM244 123H245V122H244ZM244 123H243V124H244ZM247 123H248V122H247ZM91 124H92V123H91ZM122 124H123V123H122ZM135 124H137V123H135ZM135 124H134V125H135ZM141 124H142V123H141ZM159 124H160V123H159ZM199 124H200V122L197 123V126H198V127H199ZM206 124H208V123H206ZM19 125H20V124H19ZM33 125H35V124H33ZM38 125H39V124H38ZM172 125H173V124H172ZM172 125H171V126H172ZM202 125L204 126L203 123H202ZM212 125H213V124H212ZM237 125H238V124H237ZM40 126H41V125H40ZM43 126H45V125H43ZM51 126H52V125H51ZM113 126H114V123H113ZM140 126H141V125H140ZM143 126H145V125H143ZM155 126H156V125H155ZM155 126H154V127H155ZM176 126H177V125H176ZM209 126H210V125H209ZM214 126H215V125H214ZM25 127H26V126H25ZM41 127H42V126H41ZM45 127H46V126H45ZM73 127H74V126H73ZM99 127H100V126H99ZM102 127H103V126H102ZM117 127H118V125H117ZM160 127H161V126H160ZM194 127H195V126H194ZM198 127H197V128H198ZM210 127H211V126H210ZM231 127H232V126H231ZM236 127H237V126H236ZM261 127H264V126H261ZM33 128H35V127L33 126ZM74 128H76V127H74ZM87 128H88V127H87ZM131 128H132V127H131ZM134 128H135V127H134ZM141 128H142V127H141ZM164 128H165V125H164ZM164 128H163V129H164ZM171 128H172V127H171ZM177 128H178V127H177ZM205 128H206V130H207V127H205ZM208 128H209V127H208ZM228 128H229V127H228ZM233 128H235V127H233ZM233 128H232V129H233ZM251 128H252V127H251ZM65 129H66V128H65ZM77 129H78V128H77ZM104 129H105V128H104ZM104 129H103V131H104ZM169 129H170V128H169ZM209 129H210V128H209ZM216 129H217V128H216ZM219 129H220V127H219ZM239 129H240V128H239ZM261 129H262V128H261ZM31 130H33V129H31ZM45 130H46V129H45ZM130 130H131V129H130ZM137 130H138V129H137ZM155 130H157V129L155 128L154 131H155ZM173 130H174V128H173ZM192 130H193V129H192ZM192 130H191V131H192ZM198 130H199V128H198ZM234 130H235V129H234ZM18 131H19V130H18ZM105 131H106V130H105ZM112 131H113V130H112ZM112 131H110V132H112ZM160 131H161V129H160ZM193 131H194V130H193ZM200 131H201V130H200ZM207 131H208V130H207ZM220 131H222V130H220ZM229 131H231V130H229ZM16 132H17V131H16ZM19 132H20V131H19ZM19 132H18V133H19ZM33 132H34V131H33ZM67 132H68V130H67ZM93 132H94V131H93ZM115 132H116V131H115ZM124 132H125V131H124ZM152 132H153V131H152ZM163 132H164V131H163ZM174 132H175V131H174ZM208 132H210V131H208ZM211 132H212V131H211ZM234 132H235V131H234ZM105 133H106V132H105ZM140 133H141V132H140ZM170 133H173V131L170 132ZM237 133H238V132H237ZM253 133H254V132H253ZM87 134H88V133H87ZM115 134H116V133H115ZM179 134H181V133H179ZM219 134H220V133H219ZM238 134H239V133H238ZM51 135H52V134H51ZM53 135L56 136L55 134H53ZM133 135H134V134H133ZM148 135H149V134H148ZM164 135H165V134H164ZM174 135H175V134H174ZM184 135H185V134H184ZM211 135H212V134H211ZM220 135H222V134H220ZM229 135H230V134H229ZM2 136H3V135H2ZM93 136H94V135H93ZM115 136H116V135H115ZM155 136H158V135L156 134ZM185 136H186V135H185ZM216 136H217V135H216ZM222 136H223V135H222ZM232 136H233L232 138H234V139L237 138V139H236L237 141H238V139H240V140L242 139V138H240L241 136H238V137H236V135H232ZM243 136H244V135H243ZM253 136H254V134H253ZM255 136H256V135H255ZM71 137H72V136H71ZM71 137H70V138H71ZM79 137H80V136H79ZM145 137H146V136H145ZM158 137H159V136H158ZM158 137H157V138H158ZM161 137H162V135H161ZM211 137H212V136H211ZM227 137H228L227 135L224 136V138H227ZM229 137H230V136H229ZM61 138H62V136H61ZM66 138H67V137H66ZM74 138H75V137H74ZM118 138H119V137H118ZM134 138H135V137H134ZM200 138H201V137H200ZM224 138H223V139H224ZM230 138H231V137H230ZM232 138H231V141H232V142L234 141V143H236L237 141L235 142V140H233ZM243 138H244V137H243ZM245 138H246V137H245ZM245 138H244V140H241V143H242L243 149H242V152H241V153L239 152V153L242 154V155H243V153H244L243 156L246 155V154H245V150H247L248 152H249L250 150H251L250 152H252V151L254 152V150L251 149L252 146H254V145L251 146L250 144L252 143V141H255V139L253 140V138L251 137L252 140H250V139H249V140H246ZM2 139H4V138H2ZM7 139H8V138H7ZM62 139H63V138H62ZM114 139H115V138H114ZM146 139H147V138H146ZM180 139H181V138H180ZM220 139H221V138H220ZM223 139H222V141H223ZM63 140H64V139H63ZM67 140H68V139H67ZM115 140H116V139H115ZM123 140H124V139H123ZM192 140L194 141L193 138H192ZM195 140H196V139H195ZM197 140H198V139H197ZM212 140L215 142V144H214V142L211 141V140H209L210 143L213 142V143H211V144H210L209 142H207V140H205V141L203 140L205 144H206V142H207V144H208L207 146H208V147H205V145H204V147H203V146L201 145L202 148H200V151H199V150H198V146H197V150L199 151V153H198V151H195V152L193 151L194 154H195V153H196V154H195V155H192V156H195V157H193V158L191 157V159H192V160L195 159V160H194L195 163H197V161H198V163H199V160H200V163H199V164H196V165L194 166L195 171H194V169L191 170V171H189L190 168H191V166H189V165H191V164H190V161L188 162V163H189V165H188V166H189V167H188L189 169L186 168V167L184 168L183 165H184L185 163H184V161H182V162L184 163L183 165L180 163V164H181V165L179 164L180 166H179V165L176 166V167H179L181 170L179 171V169L176 168V171H175V168H174V167H175V166H174V162H175V161H174L173 159L178 158L179 156L177 157L176 154H175L176 157H175V156H171V158H172V162H171V164H172V165H171V164H167V163H169V162H168V161H169L168 158L170 157L169 154H167V155H168V158H167V155H164L165 153H167V152H165L167 149L164 151L165 153L162 152V153H163V154H162V153H160V150H159V147H158V146H155V147H157V149H156V148L153 149V147H152V145H151L150 148L152 147L151 149H153V150H152V151L150 150L151 153L149 154V150L147 149V147H148L147 144L150 145V144H152V143H147L148 141L146 142V144L143 145V146L146 148V150L144 149V147H142V148L145 150L144 153H140V152H139V153H140V156H137V157H136V155H138V154H136V155L134 156V154L131 153L132 151H130V150L127 148V151H124V152L122 153L121 156H120L121 153H119V154H118V153H117V154L114 153V154H115L114 158H117L116 155H119V156H120V157L118 156V158H117V159H118V163H116V162H117V159H115L116 161H115V160H114V161H115L116 165H117V164H120V165L122 164L121 166H118V167H121V169L123 168V170H125V171H124V172H125V173H124L125 176H126V174L129 173L128 171H127V173H126V170L135 167L136 169H130L129 176H130V174L133 175L132 173H134V175H140V177H142L141 180H138L139 184L136 182L137 179L134 178V180H136V181H135L136 184H138L137 187H130L131 189H128V188H127L128 190H130L131 193L133 192V193L140 194V195H141V194H143V195L145 194V195H147V196H148V195H149V196H150V195H153V196H155V197L157 196V198H159L158 196H160L161 199L164 197V195H165V196H169L168 198H170V199H169L170 201L167 202V203L170 205L169 207H176V210H178V209H181V208H185L186 205H187L188 207H190L189 205H191V204L193 203V200H191L192 203L190 204V202H189V201H190V198L186 195V197L189 198V201H187V202H189V203H185V202H184L185 199L182 198V197H184V196L180 197V196L182 195L181 191H180V190L177 191L178 193L180 192V194H181V195L179 196V194H178L176 191H174V190L171 189V186H177V185L180 186V185H181V187H185V185H186V187H188V185H187L188 183H186V182H188V181L190 180V178H192V180H193V179H195V180L198 179V180H199V178H200V177H198V173H199L198 171H199V170H197V168L199 167L200 164H201V165L204 164V161H205V163H207V164H209V162H210V165H211L213 162L216 161V163H217V167H218V166H221V163L223 162V158L226 157V158L229 159L230 155H232V158H233V157L235 158V157H237L238 154H239V153H236L237 155L234 154L235 156H234L233 154H230V155L226 154L225 151L222 150V148L227 149V147H225L226 145L222 146V145H221V142H220V143H217L216 141H219V139H215V140L212 139ZM256 140H257V139H256ZM261 140H262V139H261ZM125 141H126V140H125ZM157 141H158V140H157ZM172 141H173V139H172ZM220 141H221V140H220ZM226 141H227V140H226ZM231 141L227 142L228 145H230V142H231ZM13 142H14V141H13ZM66 142H67V141H66ZM66 142H65V143H66ZM80 142H81V140H80ZM116 142H117V141H116ZM119 142H120V143H119ZM119 142H118L119 144L122 143L121 140H119ZM123 142H124V141H123ZM131 142H132V141H131ZM131 142L128 141L127 146L129 145V143H130V144L133 143L132 145H134V146L129 145V147L132 146L133 148H132V147H130V148H132V149L138 148V149H135V150H141V149H142L141 147H135V145L140 144V145L142 146L143 142H142V144H141V141L138 142L137 144H134V142H132V143H131ZM159 142H160V141H159ZM159 142H158V143H159ZM170 142H171V141H169V144H168V143H167V144L170 145ZM187 142H189V140H188ZM199 142H200V141H199ZM199 142H197V144H198ZM258 142H259V146H258V147H261L262 145H264V143H261V144H260V140H259ZM261 142H262V141H261ZM78 143H79V142H78ZM125 143H126V142H124V144H125ZM135 143H136V142H135ZM177 143H178V142H176V145H178ZM180 143H181V144H180V145H181L180 149H182L184 146H186V145L188 144V143H187L186 145H185V144L182 145L183 143H182V142H180ZM184 143H186V142H184ZM191 143H193V142L191 141L189 144H191ZM194 143H195V144H194ZM194 143L191 144V146H192V145L195 146L194 148L196 149V145H197V144H196V142H194ZM201 143H203V142H201ZM76 144H77V143H76ZM92 144H93V143H92ZM99 144H103V143H99ZM105 144H106V143H105ZM189 144H188V146H189ZM209 144H210L211 146H210ZM212 144H214V145H213L214 149H211V150L209 151V148L212 147ZM219 144H220L221 146H220ZM231 144H232V143H231ZM236 144H237V143H236ZM236 144H235V146L238 145V147H235V148H239V145H240V144H239V141H238V144H237V145H236ZM66 145H67V143H66ZM97 145H98V144H97ZM97 145H96V146H97ZM140 145H138V146H140ZM145 145H146V146H145ZM168 145H167V147H168ZM176 145H174L175 147L173 146L174 149H175V152H176V150H177V149H176V147H177ZM62 146H63V144H62ZM62 146H61V147H62ZM76 146H77V145H76ZM91 146L93 147V145H91ZM100 146H101V145H100ZM119 146L122 147V144L119 145ZM125 146H126V144H125ZM182 146H183V147H182ZM188 146H187V147H188ZM209 146H210V147H209ZM232 146H234V145H232ZM232 146H231V147H232ZM4 147H5V144H4ZM55 147H56V146H55ZM55 147H51V148H52V149H51L50 147L48 148V146H47V147L45 146L46 149L48 148V149L46 150V153H45L44 151H43L44 153L41 151L40 154H41V155H45V154H46V155L49 156L50 158H52V157L55 156V159H50V160H48V157H47V160H48L49 162H51V160H52V163H53L54 161H55V163H57L56 165L53 163L55 166H53L52 163H50V164L46 163V162H48L46 159H45V164H46V165L48 164V166L52 164L51 167H52V166H53V167H52V168L50 167V169L53 170L54 172H56L55 169H57V171H58V173H59V175H60L59 177H58V175H57V177L60 178V179L62 180V182H64L65 186L70 185V186H68V188L70 187V189H71L72 186H71V184H70V180L68 179V178L70 177V172H71V171H76L74 166H76L77 163H78L77 158H78L79 160H81L80 158H82V157H79V156H78V155H79V152H78V151H75V152H73V156H74L73 159H71V158L69 159V158H67V155H70V153H68V152L65 151V150H64V152H62V151H63L62 149H64V148H61L60 150H58V149H56ZM80 147H81V146H80ZM101 147H103V146H101ZM134 147H135V148H134ZM169 147H170V146H169ZM169 147H168V148H169ZM258 147L255 146V147H253V149H255V148L257 149ZM262 147H264V146H262ZM262 147H261V148H262ZM38 148H39V147H38ZM53 148H54L55 150H58V152L56 151L58 154L60 153L59 151H61V150H62V151H61L62 154L65 153V156H66V157H65V156H62V157H64L63 159H65V161H62V162H61V160H63V159L60 158V157H61V156H59L60 154H59V155L57 154V157H59L61 160L58 158L57 161H59V160H60V161H59V162L56 161V158H57L56 155L53 156V154H52V153L54 152V151H53ZM57 148H59V147H57ZM83 148H85V146H84ZM99 148H100V147H99ZM161 148H162V147H161ZM189 148H190V147H188V149H189ZM232 148H233V147H232ZM240 148H241V146H240ZM261 148H258L257 150H259V149H261ZM78 149H80V148H78ZM100 149H101V148H100ZM114 149H115V148H114ZM120 149H121V148H120ZM143 149H142V151H143ZM164 149H165V148H164ZM164 149H163V150H164ZM170 149H171V148H169V150H170ZM174 149H172V150H174ZM183 149H184V151H183L184 154H183V155H184V156L187 155V156L190 157L189 153H190L191 151L188 150L189 152L186 153V152H187V151H186L187 148H183ZM205 149H206V150H205ZM220 149H221V152H220ZM256 149H255V150H256ZM39 150H40V149H37L38 152H39ZM49 150H50V151L52 150V152H50ZM101 150H102V149H101ZM110 150H111V149H110ZM121 150H122V149H121ZM128 150H129V151H128ZM178 150H179V148H178ZM191 150H192V149H191ZM238 150H239V149H238ZM262 150H264V148H262ZM6 151H7V149H6ZM25 151H27V150H25ZM48 151L52 154V155H51L52 157L50 156V153H49ZM93 151H95V150H93ZM102 151H103V150H102ZM114 151H115V150H114ZM222 151H224V152H222ZM259 151H260V150H259ZM4 152H5V151H4ZM66 152H67L68 154H67ZM82 152H84V151L82 150ZM85 152H86V151H85ZM87 152L91 153V155L94 153V152H91V151H87ZM96 152L98 153V150H97ZM99 152H101V151L99 150ZM178 152H180V150H179ZM181 152H182V151H181ZM206 152H209V153H206ZM219 152H220V153H219ZM248 152H247V153H248ZM250 152H249V153H250ZM261 152H262V151H261ZM8 153L10 154V152H8ZM42 153H43V154H42ZM47 153H48L49 155H48ZM89 153H88V154H89ZM109 153H111V152H109ZM109 153H108V155H109ZM185 153H186V154H185ZM221 153H224V155L221 154ZM254 153H255V152H254ZM262 153H264V152H262ZM262 153H261V154H262ZM21 154H22V153H21ZM54 154H56V153L54 152ZM66 154H67V155H66ZM104 154H105V153H104ZM104 154H102V155L104 156ZM148 154H149V155H148ZM191 154H192V153H191ZM208 154H209V155H208ZM210 154H211V155H210ZM219 154H221V155L223 156L222 159H219L220 156H221V155H219ZM32 155H33V154H32ZM46 155H45V156H46ZM83 155H84V154H82V155H80V156H83ZM85 155H86V154H85ZM89 155H90V154H89ZM94 155H95V154H94ZM94 155H92V156H94ZM161 155H162V156H161ZM212 155H213V157H212ZM225 155H226V156H225ZM242 155H241V157H242ZM4 156H5V155H4ZM10 156H11V155H10ZM29 156H30V155H29ZM33 156H34V155H33ZM97 156H99V157H98V160H97V157L94 156V158H95L97 161H102V160H99V158H101L100 155H97ZM105 156H106V155H105ZM160 156H161V157H160ZM206 156L208 157V159H209L210 161H208V159H207ZM210 156H211V157H210ZM218 156H219V157H218ZM227 156H228V157H227ZM248 156H250V155H248ZM251 156H252V155H251ZM1 157H2V156H1ZM1 157H0V158H1ZM138 157H140V159H136V158H138ZM162 157H163V158H162ZM174 157H175V158H174ZM214 157H215V158L218 157V158H217V159H213ZM241 157H240V155H239L238 158H241ZM12 158H13V157H12ZM31 158H33V157H31ZM31 158H30L29 160H28V158H27V160H28V161H32ZM34 158H35V157H34ZM40 158H41V157H39V159H40ZM66 158H67L68 160H66ZM88 158L91 159L90 157H88ZM157 158H158V159L161 158V159H159V161H158L159 164L157 163ZM165 158H166V159H165ZM205 158H206V159H205ZM226 158H225V159H226ZM232 158L230 157V159H232ZM245 158H246V156H245ZM249 158H251V157H248L247 159L249 160ZM258 158H259V157H258ZM1 159H2V158H1ZM82 159H84V158H82ZM89 159H87V160H89ZM104 159H107V157H105ZM108 159H109V156H108ZM132 159H133V161H132ZM134 159H136V160H134ZM167 159H168V160H167ZM181 159H182V156H181ZM191 159H190V160H191ZM228 159H226V160H228ZM241 159H242V158H241ZM3 160H4V159H3ZM23 160L25 161V158H24ZM27 160H26V161H27ZM41 160H42V158H41ZM41 160H40V161H41ZM53 160H54V161H53ZM110 160H111V159H110ZM110 160H109V161H110ZM137 160H138V161H137ZM160 160H162V161H163V160H166V162L163 161L162 163H160ZM188 160H189V159H188ZM196 160H197V161H196ZM201 160H203V162H201ZM219 160H220V161H219ZM248 160H247V161H248ZM256 160H257V158H256ZM24 161H23V162H24ZM26 161H25V162H26ZM28 161H27V162H28ZM82 161H83V160H82ZM85 161H86V160H85ZM89 161H91V160H89ZM93 161H94V160H93ZM107 161H108V160H107ZM134 161H135V162H134ZM136 161H137V162H136ZM173 161H174V162H173ZM176 161H177V160H176ZM231 161H232L233 163H231ZM231 161L228 160V164L230 163V165H228V168H229V166H230V167L234 166V165H233V164H234V161H233V160H231ZM239 161H240V160H238V163H239ZM241 161H243V163H244L245 159H243V160H241ZM258 161H259V160H258ZM21 162H22V160H21ZM91 162H92V161H91ZM119 162H120V163H119ZM41 163L44 164V162H42V161H41ZM85 163H86V162H85ZM92 163H93V162H92ZM175 163H176V162H175ZM191 163H192V162H191ZM216 163H215V164H216ZM223 163H224V162H223ZM0 164H1V163H0ZM4 164H5V160H4ZM4 164H3V165H4ZM45 164H44V166H45ZM93 164H94V163H93ZM100 164H101V163H100ZM102 164H103V166H100V167L103 168V167H104V164H107V162L102 163ZM102 164H101V165H102ZM111 164H112V163H111ZM111 164H110V165H111ZM176 164H177V163H176ZM218 164H219V165H218ZM258 164H259V163H258ZM1 165H2V164H1ZM20 165H21V163H20ZM23 165L26 166V165H29V163H26V164L23 163ZM23 165H22V166H23ZM30 165H31V164H30ZM81 165H82V164H81ZM86 165H87V164H85V167H86ZM96 165H97V168H96ZM96 165H95V167H93V168H92V166H91V168H92V169H91V168H88V166H90V164H89V165H87V168L90 169L92 173L94 172V169H95V168H96L97 172H100L101 170H100V168H99L98 163H97ZM116 165L112 164V167L114 166V169L111 168V169H113V171H114L113 173H115V174H117V173L115 172V166H116ZM205 165H206V164H205ZM212 165L214 166V163H213ZM239 165H240V163H239ZM249 165H252V168H253V164H252V163L249 164ZM35 166H36V165H34V167H35ZM172 166H174V167L172 168ZM185 166H187V164H185ZM215 166H216V165H215ZM257 166H258V165L254 166V167H257ZM260 166H261V164H260ZM0 167H1V166H0ZM5 167H6V166H4V168H5ZM31 167H33V166H31ZM31 167H30V168H31ZM116 167H117V166H116ZM196 167H197V168H196ZM200 167H201V166H200ZM209 167H211V166H209ZM73 168H74V169H73ZM76 168H77V167H76ZM82 168H83V166H82L80 169H82ZM203 168H204V167H203ZM214 168H215V167H214ZM228 168H227V169H226V168H222V169H223V176H222V178L224 177L223 179L220 178V179L223 180L222 182H225V181H226L227 183H230V182H233V181H234V180H231V179H230L231 181L227 180V178H228L227 176H229V175L232 176V175H233V174H232L233 171L231 172L232 169L230 168V169H231V170H230V169H228ZM232 168H233V167H232ZM234 168H235V167H234ZM244 168H245V167H244ZM0 169L2 170L3 168L1 167ZM25 169H26V168H25ZM32 169H33V168H32ZM35 169H36V170H37V169L39 170V169H41V168H36V167H35ZM35 169H34V170H35ZM50 169H49V171H50V173H51V170H50ZM78 169H79V168H77V170H78ZM80 169H79V170H80ZM85 169H86V168H85ZM98 169H99L100 171H98ZM107 169H109V168L107 167ZM173 169H174V170H173ZM182 169H184L183 172H182L181 174H179V173L182 171ZM185 169H186V170H185ZM198 169H199V168H198ZM210 169H211V168H210ZM236 169H237V168H236ZM19 170H20V169H19ZM36 170H35V174H36ZM38 170H37V171H38ZM59 170H60V171H59ZM82 170H83V169H82ZM90 170H89V171H90ZM92 170H93V171H92ZM96 170H95V174L97 173ZM187 170H188V172H190V173H188L189 176H190V178H189L188 176H187V177L184 176V175H187V174H183V173H186L185 171H187ZM196 170H197V172H196ZM211 170H212V169H211ZM242 170H243V169H242ZM255 170H256V168H255ZM259 170H260V169H259ZM261 170H262V169H261ZM22 171H24V170H22ZM45 171H46V170H45ZM45 171L42 170V172L40 173V175H41L42 173L45 175V174H46ZM80 171H81V170H80ZM104 171H105V170H104ZM116 171L118 172L117 169H116ZM192 171H193V172H192ZM218 171H219V170H218ZM227 171H228V172H227ZM229 171H230V172H229ZM244 171H245V170H244ZM24 172H26V171H24ZM28 172H29V169H28ZM81 172H82V171H81ZM81 172H80V173H81ZM87 172H88V170H86V173H87ZM131 172H132V173H131ZM178 172H179V173H178ZM194 172H196V174H197V176H195V178L192 177V176L190 175V174H192V173H194ZM200 172H201V171H200ZM203 172H204V171H203ZM225 172H226L227 174H229V175L224 176V175H225V174H224ZM250 172H251V171H250ZM252 172H253V171H252ZM255 172H257V170H256ZM255 172H254V173H255ZM261 172H262V171H261ZM56 173H57V172H56ZM56 173H55V175H56ZM74 173H75V172H74ZM78 173H79V171H78ZM108 173H109V171H108ZM205 173H206V172H205ZM217 173H219V172H217ZM243 173H245V176H242V179H241V180H242V181L244 180L245 185H247L246 183H250V181H252L251 178H253V182H254L255 180H256L255 182H259V181H257V179H261V177L264 176V175H262L261 177L259 176V178H257V177H256V176H257V173H259V174H264V173L257 172L255 177H254V175L252 176V173H251V178H250V174H248L246 171L243 172ZM30 174H31V173H30ZM33 174H34V173H33ZM35 174H34V175H35ZM37 174H38V176H37V175H36V176H37V179H38L40 176H39V173H38V172H37ZM84 174H85V173H84ZM97 174H101V175H102V172L97 173ZM104 174H105V173H104ZM104 174H103V175H104ZM120 174H121V173H120ZM236 174H237V173H236ZM23 175H27V174H23ZM51 175H53V174L51 173ZM67 175H68V176H67ZM103 175H102V176H103ZM106 175H107V172H106ZM110 175H112L111 178H112V177L114 178V174H111V173H110ZM199 175H200V173H199ZM207 175H208V174H207ZM46 176L48 177V175H46ZM78 176H79V174H78ZM82 176L85 177V176H88V174H87V175H86V174H85V175L82 174ZM97 176L100 178L99 175H97ZM102 176H101V179H102ZM108 176H109V175H108ZM108 176H107V177H108ZM116 176H117V175H116ZM116 176H115V177H116ZM118 176H121V177H122V175H118ZM193 176H194V175H193ZM233 176H234V175H233ZM233 176H232V177H233ZM238 176H239V175H238ZM240 176H241V175H240ZM44 177H45V176H44ZM51 177H53V176H51ZM57 177L55 176V179H58ZM71 177H72V176H71ZM71 177H70V178H71ZM105 177H106V176H105ZM107 177H106V178H107ZM127 177H128V175H127ZM140 177H138V179H140ZM210 177H211V176H210ZM232 177H231V178H232ZM1 178H2V177H0V180H1ZM17 178H18V177H17ZM20 178H21V177H20ZM45 178H46V177H45ZM75 178H76V176H75ZM80 178H81V177H80ZM88 178H90V176H89ZM95 178H96V177H95ZM99 178H97V179H99ZM119 178H120V177H118L117 179L115 178V181H117V180H118V181H119V180L122 181V180H123L122 178H120V179H119ZM129 178L132 179L133 177L131 176V177H129ZM229 178H230V177H229ZM256 178H257V179H256ZM29 179H30V178H29ZM42 179H43V178H42ZM42 179H41V178L38 179L39 182H40V181L42 182ZM47 179H48V178H47ZM71 179H73V177H72ZM84 179H86V177H85ZM97 179H96V181H97ZM131 179H130V180H131ZM187 179H189V180L186 181ZM200 179H201V178H200ZM211 179H212V178H211ZM218 179H219V177H218ZM224 179H226V180L224 181ZM250 179H251V180H250ZM254 179H255V180H254ZM88 180H89V179H88ZM104 180H105V179H104ZM134 180H133V181H134ZM198 180H197V184H196V185H198V182H199ZM201 180L203 181L204 179H201ZM261 180H262V179H261ZM1 181L4 182V178H3V180H1ZM23 181H25L24 178H23ZM44 181H45V180H44ZM72 181H73V183L75 182L74 180H72ZM81 181H82V180H81ZM89 181H90V180H89ZM89 181H88V183H90ZM112 181H114V180H112ZM112 181H110V183H111V188H109L110 186H109V187L107 186V188L110 190L109 192L112 193L111 195H115V194H116V195L119 196V197H120V196H123V195H121V192H122V191L125 192L126 190H123V189H121V188H120L118 191L115 190V188H117V187H115L116 184L113 185L114 188L112 189V184L115 183V182L112 183ZM131 181H132V180H131ZM131 181H130V183H132V184L129 183L130 185L135 184V182H133V181L131 182ZM208 181H209V180H208ZM11 182H12V181H11ZM26 182H27V181H26ZM48 182H50V181H48ZM76 182L78 183V185H79L80 187L82 186L83 188H84L85 185L90 186V187H92V188L94 187V186H92V184H90V185L86 184V182H85L84 185H83L84 182H83V183L81 182V183H82V185H81V183H80L77 179H76ZM76 182L74 183L75 185H76ZM93 182H94V180H93ZM102 182L104 183L103 180H102ZM102 182H101V183H102ZM106 182H107V181H106ZM122 182L125 183V181H122ZM190 182H191V180H190ZM190 182H189V183H190ZM194 182H195V181H194ZM240 182H241V181H240ZM260 182H262V181H260ZM1 183H2V182H1ZM37 183H38V182H37ZM118 183L121 184L120 181H119ZM124 183H123V184H124ZM195 183H196V182H195ZM195 183H194V184H195ZM205 183H206V181L204 180V184H203V185H205ZM213 183H214V182H213ZM215 183H216V182H215ZM220 183H221V181H220ZM227 183H226V185H227ZM262 183H264V182H262ZM45 184H46V183H45ZM47 184H48V183H47ZM95 184H96V183H95ZM104 184H105V183H104ZM106 184H107V183H106ZM108 184H109V183H108ZM183 184H185V185H183ZM211 184H212V183H211ZM211 184H210V182H209V186H210V187H211ZM233 184H234V183H232V185H233ZM235 184H236V183H235ZM235 184H234V185H235ZM252 184H254V183H252ZM0 185H1V184H0ZM11 185H12V184H11ZM39 185H40V184H39ZM41 185H42V187H41L42 189L39 188ZM41 185L38 187V188L40 189V192L42 193V194H40L41 196L44 195V194H43L44 192H47V193H48V192H50V191L53 190V189L50 190L49 187H44L43 183H41ZM93 185H94V184H93ZM97 185H100L98 181H97ZM182 185H183V186H182ZM189 185L191 186V184H189ZM203 185H202V187H203ZM207 185H208V183H207ZM212 185H213V184H212ZM214 185H215V184H214ZM221 185H222V184H221ZM221 185H219V186H221ZM226 185H222L221 187L224 188L223 186H226ZM229 185H230V184H229ZM232 185H231V187H232ZM234 185H233V186H234ZM256 185H257V184H256ZM261 185H262V184H261ZM2 186L4 187L3 183H2ZM12 186H15V184L13 183ZM12 186H11V187H12ZM45 186H46V185H45ZM76 186H77V185H76ZM76 186H75V187H76ZM87 186H86V187H87ZM124 186H125V185H124ZM190 186H189V187H190ZM192 186H193V185H192ZM238 186H239V185H238ZM253 186H254V185H252L251 187H253ZM52 187H53V186H52ZM77 187H78V186H77ZM80 187H79V188H80ZM104 187H105V186H103V188H104ZM181 187H180V188H181ZM199 187H200V186H199ZM202 187H201V188H202ZM204 187H205V186H204ZM212 187H213V186H212ZM212 187H211V188H212ZM231 187H230V188H231ZM246 187H247V186H246ZM22 188H23V187H22ZM54 188H56V187H54ZM99 188H100V187H99ZM103 188H102V189H103ZM178 188H179V187H178ZM190 188H191V187H190ZM195 188L197 189L196 186H195ZM227 188H228V187H226V189H227ZM237 188H238V187H237ZM0 189H3V190H4V189H6V188H5V187L2 188V187L0 186ZM20 189H21V188H20ZM33 189H34V188H33ZM39 189H35V190H39ZM102 189H101V190H102ZM117 189H118V188H117ZM187 189H188V188H187ZM196 189H195V190H196ZM203 189H206V188H203ZM234 189H235V188H234ZM15 190H16L17 193H14L15 195L13 194V195L15 196L14 199H16V197H17V202L19 201L18 203H19V205H20L24 200H23V199H22V200H19V199H18V198H20L21 196H20V194L18 193L17 188H16ZM21 190H22V189H21ZM54 190H55V189H54ZM54 190H53V191H54ZM68 190H69V189H68ZM73 190H74V189L72 188L71 191H73ZM75 190L79 191L78 188H77V189L75 188ZM75 190H74V191H75ZM80 190H81V189H80ZM87 190H88V187H87ZM97 190H99V189H97ZM104 190H105V189H104ZM112 190L115 191V192H114V193L111 192ZM195 190H194V192L196 193ZM216 190H217V189H216ZM222 190H224V189H222ZM229 190H231V189H229ZM240 190H242V187H240ZM253 190H254V189H253ZM4 191H5V190H4ZM22 191H23V190H22ZM24 191L26 192L27 190H24ZM56 191H57V189H56ZM66 191H67V190H66ZM69 191H70V190H69ZM74 191H73V193L71 194V196H73V194H76V195H74V196H78V197H79V195H80L81 193L78 195V194H77L76 192H74ZM95 191H96V190H95V188H94L93 192L95 193ZM99 191H100V190H99ZM99 191H98L97 193H99ZM207 191H208V196L211 195V194H210V190H207ZM219 191L222 192L221 190H219ZM224 191H225V190H224ZM224 191H223L222 193H224ZM234 191H236V190H234ZM259 191H260V189H259ZM1 192H2V191H1ZM13 192H14V190H13ZM25 192H24V194H25ZM35 192H36V191H35ZM35 192H34V195H36ZM54 192H55V191H54ZM57 192H58V191H57ZM57 192H55L56 196L58 195ZM67 192H68V191H67ZM80 192H81V191H80ZM89 192H90V191H89ZM89 192H88V196H89ZM101 192L103 193V191H101ZM123 192H122V194H123ZM197 192L199 193V191H197ZM216 192H217V191H216ZM230 192H231V191H230ZM253 192H254V191H253ZM47 193H46V196L49 195V194H47ZM50 193L53 194V192H50ZM102 193H101V194H102ZM105 193H106V192H105ZM110 193L107 192L106 194H107V195H110ZM126 193H128V194L130 195V193H129L128 191H126ZM126 193H124V194H126ZM222 193H221V194H222ZM38 194H39V193H38ZM52 194H50V195H52ZM55 194H54V195H55ZM59 194H60V193H59ZM91 194H92V196H97L96 193H95V195H94L93 193H91ZM40 195H39V197H41ZM50 195L47 196L48 198H47V197H44V198H46V201L50 198ZM60 195H61V196H67L68 194H67V195H63V194L61 193ZM69 195H70V194H69ZM69 195H68V196H69ZM134 195H135V194H134ZM143 195H142V196H143ZM184 195H185V194H184ZM225 195H226V194H225ZM225 195H224V197H225ZM228 195H229V194H227V196H228ZM14 196H13V197H14ZM44 196H45V195H44ZM71 196H69V197H71ZM74 196H73V197H74ZM80 196H81V195H80ZM88 196H87V197H88ZM130 196H131V195H130ZM195 196H196V195H195ZM201 196H202V195H201ZM42 197H43V196H42ZM42 197H41V198H42ZM78 197H75V200H79ZM97 197H98V196H97ZM115 197H116V196H115ZM140 197H141V196H140ZM140 197L137 196V199L140 198ZM196 197H197V196H196ZM209 197H210V196H209ZM218 197H219V196H218ZM221 197H223V196L221 195ZM24 198H25V197H24ZM44 198H42L43 201H45ZM52 198L54 199L55 196L52 195L50 201L52 200ZM60 198H61V197H60ZM76 198H77V199H76ZM80 198H81V197H80ZM108 198H109V197H108ZM111 198H112V197H111ZM165 198H167V197H165ZM0 199H1V198H0ZM57 199H58V197H57ZM106 199H107V198H106ZM112 199H113V198H112ZM121 199L123 200V199H124V196H123ZM125 199H126V198H125ZM125 199H124V200H125ZM135 199H136V198H135ZM137 199H136V200H137ZM192 199H193V198H192ZM204 199H206V198H204ZM210 199H211V198H210ZM12 200H13V199H12ZM26 200H27V198H26ZM29 200H30V199H29ZM62 200H63V199H62ZM64 200H65V199H64ZM64 200H63V201H64ZM81 200H82V198H81ZM87 200H89V199H87ZM114 200H115V199H114ZM122 200H121V201H122ZM124 200H123V201H124ZM143 200H144V199L142 198V201H143ZM187 200H188V199H187ZM198 200H199V199H198ZM208 200H209V199H208ZM31 201H32V200H31ZM50 201H49V202H50ZM52 201H53V200H52ZM57 201H58V200H57ZM79 201H80V200H79ZM90 201H91V200H90ZM205 201H206V200H205ZM211 201H212V199H211ZM211 201H210V202H211ZM12 202H13V201H12ZM15 202H16V200H15ZM32 202H33V201H32ZM47 202H48V201H47ZM61 202H62V201H61ZM64 202H65V201H64ZM64 202H63L62 204H64ZM80 202H81V201H80ZM80 202H79V203H80ZM164 202H166L165 199H164ZM196 202H197V201H196ZM196 202H195V203H196ZM210 202H209V203H210ZM218 202H219V200H218ZM24 203H25V201H24ZM24 203H23V204H24ZM45 203H46V202H45ZM66 203H67V202H66ZM82 203H83V202H82ZM206 203H207V202H206ZM211 203H213V202H211ZM219 203H220V202H219ZM13 204H14V203H13ZM13 204H12V206L14 207ZM23 204H22V205H23ZM25 204H26V203H25ZM28 204H29V203H28ZM51 204H52V203H51ZM77 204H78V201H77ZM126 204H127V203H126ZM164 204H165V203H164ZM168 204H167V205H168ZM220 204H221V203H220ZM19 205H18V207H19ZM47 205H48V204H47ZM65 205H66V204H65ZM78 205H79V204H78ZM102 205H103V204H102ZM111 205H112V204H111ZM154 205H155V204H154ZM161 205H162V203H161ZM206 205H207V204H206ZM4 206H5V205H4ZM12 206H11V207H12ZM67 206H68V205H67ZM73 206H74V205H73ZM109 206H110V205H109ZM119 206H120V205H119ZM155 206H156V205H155ZM155 206H154V207H155ZM191 206L193 207V204H192ZM197 206H198V204H197ZM63 207H66V206L63 205ZM4 208H5V207H4ZM14 208H15V209H14L15 211L18 209V208L16 209V207H14ZM19 208H20V207H19ZM21 208H22V207H21ZM44 208H45V206H44ZM49 208H50V207H49ZM55 208H56V207H55ZM58 208H59V207H58ZM68 208H69V207H68ZM125 208H126V207H125ZM195 208H196V207H195ZM195 208H194V209H195ZM197 208H198V207H197ZM2 209H3V208H2ZM9 209H10V208H9ZM22 209H23V208H22ZM24 209L26 210V209H28V208L26 207V208H24ZM65 209H66V208H65ZM186 209H187V208H185V211H186ZM192 209H193V208H192ZM200 209H202V208H200ZM200 209H198V211H200V213H202V211H201ZM57 210H58V209H57ZM69 210H70V209H69ZM69 210H68V211H69ZM156 210H157V209H156ZM168 210H169V209H168ZM183 210H184V209H183ZM183 210H182V211H183ZM205 210H207V212H209L208 209H205ZM9 211H10V210H9ZM18 211H19V210H17V212H18ZM21 211H22V210H20V212H21ZM26 211H27V210H26ZM66 211H67V209H66ZM173 211H174V210H173ZM178 211H180V210H178ZM178 211H176V212H178ZM2 212H3V211H2ZM2 212H0V214H2ZM12 212H14V211H12ZM17 212H16V213H17ZM34 212H35V211H34ZM69 212H70V211H69ZM191 212H192V210H191ZM194 212H195V210H194ZM24 213H25V212L23 211V214H24ZM49 213H50V212H49ZM64 213H65V211H64ZM200 213H198V214H200ZM204 213H205V212H204ZM17 214H18V213H17ZM20 214H21V213H20ZM20 214H19V215H20ZM39 214H40V213H39ZM41 214H42V213H41ZM70 214H71V212H70ZM83 214H84V213H83ZM83 214H82V215H83ZM183 214H184V213H183ZM193 214H195V213H193ZM216 214H217V213H216ZM8 215H9V214H8ZM10 215H11V213H10ZM13 215H14V218H15V214H13ZM43 215H44V213H43ZM184 215H185V214H184ZM22 216H23V215H22ZM25 216H26V215H25ZM67 216H68V215H67ZM159 216H160V215H159ZM193 216H194V215H193ZM196 216H198V215H196ZM196 216H195V217H196ZM203 216H204V214H203ZM206 216H208V215H206ZM12 217H13V216H12ZM18 217H19V216H18ZM20 217H21V215H20ZM20 217H19V218H20ZM31 217H32V216H31ZM53 217H54V216H53ZM55 217H56V216H55ZM78 217H79V216H78ZM210 217H212L211 214H210ZM3 218H4V217H3ZM34 218H35V217H34ZM79 218H80V217H79ZM185 218H186V217H185ZM198 218H199V216H198ZM9 219H10V218H9ZM39 219L41 220V218H39ZM53 219H54V218H53ZM67 219H68V218H67ZM178 219H179V218H178ZM1 220H3V219L0 218V221H1ZM5 220H6V219H4L3 221L5 222ZM16 220H17V218H16ZM65 220H66V219H65ZM76 220H77V219H76ZM78 220H82V219H78ZM78 220H77V221H78ZM171 220H172V219H171ZM195 220H196V219H195ZM3 221H2V222H3ZM19 221H20V220H19ZM26 221H27V220H26ZM174 221H175V220H174ZM28 222H30V221H28ZM31 222L33 223V221H31ZM66 222H67V221H66ZM81 222H82V221H81ZM16 223H17V221H16ZM21 223H22V219H21ZM161 223H162V222H161ZM176 223H177V222H176ZM178 223H179V222H178ZM204 223H205V222H204ZM0 224H1V222H0ZM22 224H23V223H22ZM40 224H41V223H40ZM75 224H76V223H75ZM77 224H78V222H77ZM163 224H164V223H163ZM169 224H171V223H169ZM67 225H69V224H66V226H67ZM78 225H79V224H78ZM179 225H180V224H179ZM194 225H195V224H194ZM196 225H197V224H196ZM31 226H32V225H31ZM64 226H65V225H64ZM186 226H187V225H186ZM210 226L212 227V225H210ZM1 227H2V226H1ZM41 227H42V226H41ZM69 227H70V225H69ZM69 227H68V228H69ZM81 227H82V224H81ZM165 227H166V226H165ZM179 227H180V226H179ZM199 227H200V226H199ZM207 227H208V226H207ZM33 228H34V227H33ZM33 228H32V229H33ZM176 228L180 231V232H179V231L177 230V231H178L177 234H179V233H183V232H181L180 228H178V227H176ZM191 228H192V227H191ZM194 228H195V227H194ZM65 229H66V227L64 228V231H65ZM183 229H184V228H183ZM207 229H209V228H206V231H207ZM211 229H212V228H211ZM35 230H36V229H35ZM56 230H57V229H56ZM73 230H74V229H73ZM76 230H78V229H76ZM173 230H174V229H173ZM175 230H176V229H175ZM188 230H189V229H188ZM201 230H202V229H200L199 231L202 232L203 230H202V231H201ZM204 230H205V229H204ZM209 230H210V229H209ZM177 231H176V232H177ZM182 231H184V230H182ZM189 231H190V230H189ZM2 232H7V231H6L5 228H0V234H1ZM60 232H62V231H60ZM67 232H68V231L66 230V233H67ZM69 232H70V231H69ZM69 232H68V233H69ZM184 232H186V229H185ZM79 233H80V232H79ZM186 233H187V232H186ZM196 233H197V231H196ZM62 234H63V232H62ZM71 234H73V233H71ZM82 234H83V233H82ZM191 234H193V233H191ZM214 234H215V233H214ZM237 234H238V233H236V235H237ZM56 235H57V234H56ZM66 235H67V234H66ZM68 235H69V234H68ZM68 235H67V236H68ZM79 235H81V234H79ZM175 235H176V234H175ZM182 235H183V234H182ZM182 235L180 234V237H182ZM193 235H194V234H193ZM216 235H217V236H219V235L222 236L223 234H222V233H219V234L217 233ZM52 236H53V235H52ZM54 236H55V235H54ZM183 236H184V235H183ZM217 236H216V238H217ZM226 236H227V235H226ZM237 236H238V235H237ZM0 237H2V236L0 235ZM15 237H16V236H15ZM56 237H57V236H56ZM62 237H63V236H62ZM178 237H179V235H178ZM192 237H193V236H192ZM214 237H215V235H214ZM214 237H213V238H214ZM34 238H35V236H34ZM53 238H55V237H53ZM57 238H59V237H57ZM57 238H56V239H57ZM63 238H64V237H63ZM163 238H164V237H163ZM175 238H177V237H175ZM190 238H191V237H190ZM216 238H215V239H216ZM222 238H223V237H221L219 240H221ZM60 239H62V238H60ZM164 239H165V238H164ZM58 240H59V239H58ZM64 240H65V239H64ZM223 240H224V239H223ZM55 241H57V240H55ZM65 241H66V240H65ZM78 241H79V240H78ZM171 241H173V240H171ZM199 241H202V240L200 239ZM203 241H204V240H203ZM209 241L213 243V241H211V239H210V240H205V242H207L208 244H209ZM68 242H69V241H68ZM174 242H175V241H174ZM176 242H177V241H176ZM216 242H217V241H216ZM57 243H58V242H57ZM66 243H67V242H66ZM200 243H201V242H200ZM203 243H204V242H203ZM212 243H211V244H212ZM223 243H224V241H222V244H223ZM52 244H53V243H52ZM52 244H51V245H52ZM75 244H76V243H75ZM172 244H173V243H172ZM211 244H210L209 246H211ZM213 244H214V243H213ZM222 244H221V245H222ZM57 245H58V244H57ZM72 245H73V244H72ZM198 245H199V244H198ZM201 245H204V244H201ZM201 245L198 246V248H200ZM218 245H220V242H219ZM223 245H224V244H223ZM64 246H65V245H64ZM70 246H71V245H70ZM206 246H208V245L205 244V249L207 248ZM209 246H208V247H209ZM213 246H214V245H213ZM55 247H56V246H55ZM58 247H60V246L58 245ZM78 247H79V246H78ZM219 247H220V246H219ZM73 248H74V247H73ZM185 248H187V247H185ZM188 248H189V247H188ZM190 248H191V247H190ZM198 248H196L197 251H198ZM46 249H47V247H46ZM48 249H49V248H48ZM57 249H58V248H57ZM71 249H72V248H71ZM82 249H83V248H82ZM196 249H195V250H196ZM53 250L56 251L54 248H53ZM60 250H61V249H60ZM74 250H75V249H74ZM79 250H81V248H80ZM178 250H179V249H178ZM189 250H190V249H189ZM49 251H50V250H49ZM70 251H71V250H70ZM208 251H209V250L206 249L204 252H206V254H208V253H207ZM47 252H48V251H47ZM81 252H82V251H81ZM81 252H80V253H81ZM177 252H178V251H177ZM191 252H192V251H191ZM52 253H53V252H52ZM55 253H56V252H55ZM102 253H103V252H102ZM178 253H179V252H178ZM185 253H188V251H186ZM198 253H199V251H198ZM72 254H73V253H72ZM81 254H82V253H81ZM104 254H105V253H104ZM189 254H190V251H189V253H188L187 256H189ZM191 254H192V253H191ZM57 255H58V254H57ZM57 255H55V257H56ZM73 255H74V254H73ZM112 255H113V254H112ZM49 256H50V255H49ZM51 256H52V255H51ZM58 256H59V255H58ZM58 256H57V257H58ZM64 256H65V255H64ZM98 256H100V258H103V259H104V257H106V254H105V256L103 257V256L101 255V252H100V253L98 254ZM187 256H186V257H187ZM192 256H193V255H192ZM192 256H190V257H192ZM200 256H201V259H202V256H203V259H204V255H202V253L200 254ZM28 257H29V256H28ZM28 257H27V258H28ZM35 257H36V256H35ZM35 257H33V258H35ZM71 257H72V256H71ZM113 257H114V256H113ZM180 257H181V256H180ZM190 257H189V259H190V260L192 259L191 261H192V263H194L193 258H195V256L192 257V258H190ZM49 258H50V257H49ZM65 258H66V257H65ZM77 258H78V257H77ZM77 258H76V259H77ZM100 258H99V260H97V263H98V261H99V263H101V261H100L101 259H100ZM108 258H109V260H111L112 256H108ZM181 258H183V257H181ZM199 258H200V257L197 256V258L194 259V260H197V262H200V261H199ZM25 259H26V258H25ZM45 259H46V258H45ZM96 259H97V257H96ZM166 259H167V257H166ZM169 259H170V258H169ZM178 259H179V258H178ZM189 259H188V260H189ZM205 259H207V260L204 261V262L201 261V264H205V262L207 263V261H208V262H211L210 260H208V259H209L208 257H207V258L205 257ZM210 259H211V258H210ZM29 260H30V259H29ZM39 260H40V259H39ZM50 260H51V259H50ZM65 260H68V259H65ZM78 260H79V259H78ZM78 260H77V262H79ZM174 260H177V259H174ZM213 260H214V259H213ZM213 260H212V262H214ZM51 261H52V263H53V259H52ZM54 261H57V259L54 260ZM69 261H70V260H69ZM95 261H96V260H95ZM117 261H118V260H117ZM178 261H180V260H178ZM178 261H177V262H178ZM182 261H183V260H182ZM186 261H187V260H186ZM74 262H75V261H73V263H74ZM106 262H107V261H106ZM112 262H113V261H112ZM112 262H111V264H112ZM177 262H174V263H177ZM189 262H190V261H189ZM75 263H76V262H75ZM97 263H96V264H97ZM99 263H98V264H99ZM162 263H163V262H162ZM174 263H173V264H174ZM182 263H184V262H181V264H182ZM195 263H196V262H195ZM24 264H25V263H24ZM80 264H81V263H80ZM108 264H109V261H108ZM167 264H168V263H167ZM197 264H198V263H197ZM207 264H208V263H207ZM210 264H211V263H210Z\"/></svg>",
    "mask_w": 264,
    "mask_h": 264
}]
</instances>
